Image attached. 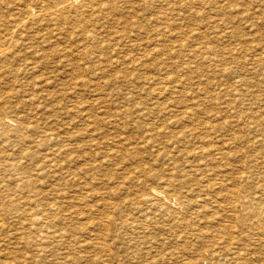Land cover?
<instances>
[{
	"label": "rangeland",
	"instance_id": "rangeland-1",
	"mask_svg": "<svg viewBox=\"0 0 264 264\" xmlns=\"http://www.w3.org/2000/svg\"><path fill=\"white\" fill-rule=\"evenodd\" d=\"M13 1L16 4H19L18 7L19 8L21 7V9H19V8L18 9L20 11H23V8L26 6V4L27 5H33V4H35V2L36 3H37V1L39 2V0H35L34 3H33V0H13ZM101 1L106 2V3L110 2V0H105V1L101 0ZM122 1H123V3H122ZM122 1L120 2V0H112L110 3H108L112 7H109L108 4L107 5L105 4V6L100 9L101 11L100 10L99 11L94 10L92 12L93 13L91 15L92 24L95 26V28H97V30H95V28L92 29L94 31L92 32L91 37L93 38L96 35L95 36L96 40H95V38H93L92 41H94V43H92L91 46L92 47L97 46V48H93L94 49L93 52L91 54H89V53L87 54L86 61L84 59L82 61L83 65H84V66L82 65V67H86L88 69H86V68L82 69V67L80 65V68H81V70L79 69L80 72L77 71L78 69H76V71L73 73H74V75L79 76V77H80V73H83V74H81V75H83L82 77L88 78L89 80L93 81V83L88 82L89 80L86 78L84 80L87 83L82 82L84 80L81 77L80 78L76 77L79 85H78V87L77 86L74 87V85H73L71 88L72 84H69L70 81H68L70 79V75H69L70 71H68V69H69V68H67L68 66L66 67L63 64V61H65L67 58H65V60H63L61 54H58V55L54 54L55 52H52V50H54L55 47L61 48L63 46L65 47V46H68L69 44H71V45H69L70 47L68 46V48L73 50V53L75 54L74 45L75 46H76V44L78 45L77 42L75 43L77 38L72 39L69 37H66V38L60 37V36H59V38L56 37L55 33H54L55 30L53 29L54 27L51 25V22L41 21L43 23L38 22V23H36L35 26L32 24L35 27V30L32 29L34 27L31 24L28 25L29 27L28 26L27 27L29 30L26 29L27 30L26 38L29 35L30 36L27 38L28 41H27V39L24 41L27 46L35 43L34 48L32 47L34 45L30 46V48H29L30 50L33 48L32 50H35V51H39V49L41 50L43 47V44H44V46H46L48 49L47 50L46 47L45 48L43 47V49L45 50L44 53L47 52L45 54L46 56H44L45 59L41 57L42 59L38 58V60H36L37 57L35 56V54L31 53V51H28V49H26V51H25V49L17 48V50L14 51L15 52L14 58H15V56H16V58H19V56H21L19 59L16 60V64H15L14 68H20L23 65V61L24 62L26 61L27 63H29V62L32 63V61L34 63L37 61L35 63L36 65L40 64V62L47 61V62H45V64L48 67V69H47V67L45 69L47 70L48 74L50 73L52 68H54L56 70L55 71L53 69L51 71V74H49V75L46 74L47 72L45 73V71H46L45 69L44 70L40 69V72H35V73L34 72L31 73L29 71L28 72L29 74L25 73V75H24V72L21 69H17L16 73L18 72L19 75L16 74L15 75L16 78H19L18 76L21 75V77L19 79L28 80V81H26V84L29 83V85L30 84L32 85V83L35 80L37 81L38 79L42 78V75L38 74V73H42L45 76L52 77L50 80L53 83L50 85V87L45 88L46 90L45 89L44 90L46 91V94L48 96H50L49 100H51L52 97H55V98H52V99H54L53 101L52 100L49 101L47 99H44L45 98L44 95L39 96V94L41 93L40 91H42L43 89L40 90V88H37V90H40V91H37L36 87H39V86H36L37 84H35V86H36L34 88L35 90L33 89V87L26 86L27 88H29V89L26 88V90H27L26 95L29 92H32V93L36 92L35 93L36 101L34 99V101L32 103H26L27 105L28 104H30V105H28V106L26 105L27 108L23 107L24 110L22 109V107H20L19 108L20 111H19V109L17 110L18 112L21 113V110H23L22 111L23 114L25 113L26 115L35 119L36 117L35 118L33 117L34 112H32V111H34L33 107L35 105L48 104V105H51L52 107H57L58 109H56V113L61 107L62 108L65 107L64 108L65 110L60 109V110H62V111H60V113L58 111V115L60 114L59 117L57 114H56L57 115L56 116L54 113L49 112L50 113L49 114L48 110H46V114L47 113L49 114V115L47 114L46 116L47 117L50 116L47 119L45 116V111L41 110L42 112H44V115L42 114V112H36V113H38L37 115H38V117H40V119L38 117L37 118H38V120H40L41 125L45 124V122L48 121V122H46V125H44L46 127H48L47 124L48 125L50 124L49 127H51V125H52V127L57 126V127L63 128L64 125L68 124L69 127L71 126L70 128H73V129H70L71 131H76V130H79L80 127H83L80 125L81 121L80 120L78 121V118L75 117L74 113H70V114L66 113L67 112L66 109L69 108L71 106V104H73V103L82 102L83 106L87 105L86 104L87 102L90 103V104L88 103V106L90 107L89 108L90 115H92V113H94L92 116H94L98 119L96 122H94L95 124L92 121H91V123L89 121V124H90L89 128H90V131H92V132H93L92 129H94V128H95L94 129L95 132H96V129H99V130H97L96 133L98 135L100 133L101 139H99L100 137H98L97 134L95 135V132H93V133L90 132L91 137H89V139L92 141H90L89 146L91 149L87 146V148L86 147L83 148V151L87 150L86 152L84 151V154L89 153L92 155L91 156L92 158L94 157L93 158L94 160L92 159V161L90 160L88 162H95L96 161V164H95V166H96L99 164V159H100V161L102 162L101 164L103 166H99V167L95 168L96 171L95 170L92 171L93 176L91 175V178H89V176L87 178V180L89 182L86 180V183H87L86 185H87V187L90 186V189L86 188V190L84 189V191H87V190L90 191L93 188L94 190L92 192L94 194V196H93L94 198L92 197L93 199L90 198L91 199L90 200L89 197H87L85 204L87 203V205H93V207L89 206V208L90 207L96 208L94 206L99 205L103 201L102 204L105 205V203H106L107 207L106 208L100 207L101 212L104 210H106V211L102 212V214H101V212L97 213V214L95 213L96 215H98V217L94 213H92V214L91 213H85V210H83V213L87 214L85 216H83V214L81 216L79 215V217L78 216L76 217V215L69 216L73 219L72 223H71V218H69L66 215V217H68L69 220L65 219V215L63 213L56 214L55 216H53V215L46 216L47 217L46 218L47 223L45 222V226L46 225L49 226V224H50V226H49L50 228L43 227V229L48 235H49V232H51V233L49 235L50 238H48L45 241H42L41 244L39 241L34 239L36 237L35 236L36 232L33 228H32L33 230H31V231H29L30 229H26L27 231L22 232L20 235H22L23 237H21L20 235H18V236L15 235L16 237L11 235L12 237H9V234H7V233L12 232V231L10 230L11 227H9L10 225L8 224V228L5 229L6 233H5V231H3L4 232V233H2L3 237L1 235L2 240L4 239L5 241H4V243L2 241L4 246H2L3 244L0 242V246H1L0 247V264H19L20 261H21L20 264H51V263L54 264V260L56 261L55 262L56 264H61V263L62 264H95V263L96 264H100V263L105 264V262H106V264H117V263L118 264L119 263L120 264H184V263L185 264H209V263L215 264V261L217 262V260H218V262L216 264H228V260H229V264H264V221H263V218H264V138H263L264 137V2L263 3L261 2L264 0H259V1L256 0V2H255V0H247V1L246 0H238L239 3L237 0H213V3L214 2L218 3V1H219V3L220 2L221 3L220 4L219 3L218 4H215V3L214 4H200V5L199 4H191V7H189L190 6L189 4H181V5L179 4L180 5V7H179L178 4L173 3L174 0H167L166 1L168 3L167 5H166L165 0H162V2H161V0H158V1L157 0H147V1L144 0V2H143V0H133V1L132 0H129V1L128 0H126V1L122 0ZM159 1H160V3H159ZM249 1L251 4L249 3ZM112 2H114V3L112 4ZM119 3L121 6L120 8L123 7L124 9L121 10L119 8V5H118ZM172 3L175 5L173 6ZM228 3H230V4H228ZM0 4H1L0 9L2 8L0 11L1 12L0 15H3V13L5 12L7 15L4 13L3 16L8 17L7 11L9 13H11V10L9 11L8 8L6 9V7L4 6L6 4L5 1L2 2V0H0ZM114 4L116 5V7H114L115 6ZM163 4H164V6H163ZM182 5H184V6H182ZM127 6H128V8H127ZM162 6H163V8H161ZM165 6L167 7V9L164 8ZM187 6L189 7V9ZM4 7H5V9H4ZM125 7H126V9H125ZM130 7H132V8H130ZM207 7H210V9L211 8L212 9L210 10ZM179 8H180V10H179ZM181 8L184 10H181ZM106 9H108V10H106ZM115 10L117 12H114ZM119 10H121L122 12ZM164 10H166V11H164ZM186 10L188 13L186 12ZM192 10H194V11H192ZM179 11H181L182 14H180L181 12H179ZM189 11L193 15L195 12H197V13H195V15L193 16L192 14H189ZM13 12H14V10H13ZM98 12H101V13L99 14ZM170 12H171V14H170ZM174 12H176L179 15H177ZM184 12H186L187 14ZM96 13H98V14H96ZM105 13L107 15H105ZM112 13H114V14H112ZM101 14H103V15H101ZM119 14H121V15L123 14V15L120 16ZM165 15H167V16H165ZM189 15H191V16H189ZM123 16H125L126 19H128L129 21L126 20ZM95 17L98 20L100 19V21L95 20ZM106 17H108L109 19ZM164 17H165V19H164ZM111 18H113V19H111ZM118 21H119V23L121 21H123V22H121L120 23L121 25H120L119 23H117ZM162 21H164V22H162ZM40 23L42 24L41 26H40ZM44 23H46V24H44ZM100 23H101V25H100ZM165 23H166V25H168V30H170L169 33L171 32V34L174 33L175 35L174 34H172L173 36L169 35L167 29L163 28V27H166V25H164ZM97 24L100 25V27ZM129 24L133 25V26H131V28H130ZM175 25L176 26L178 25V26L176 27ZM180 25H181V27H180ZM39 26H40V28H38ZM44 26H46V27H44ZM96 26H98L100 29H98V27H96ZM138 26H140V27H138ZM142 26L144 29L142 28ZM41 28H43V29H41ZM134 28H135V30L133 31ZM140 28H141V30H139ZM172 28L175 31L172 32L171 31ZM127 29L130 33L127 31ZM193 29L195 30V32H193L194 31ZM154 30H156L155 31L156 34H153ZM41 31L43 32L42 34H41ZM48 31L50 32V34H53V35H50ZM158 31H160V32L158 33ZM3 32L4 31L2 30V33ZM187 32H189V33L187 34ZM45 33H46V35H45ZM125 33H128V34H125ZM192 33H193V36H192ZM197 33H199L200 35H198ZM34 34H36V35H34ZM39 34H40V36H39ZM98 35H99V38H98ZM155 35H157V36H155ZM195 35L197 37H195ZM44 36H47V38ZM53 36H55V37H53ZM121 36H122V38H121ZM39 37L41 38V40L39 39ZM166 37H168V38H166ZM169 37H171V38L169 39ZM51 38H53V41L49 42L48 40L50 39V41H51ZM119 38L121 39V41H119L120 40ZM134 38L137 40H135ZM36 39H39V40H36ZM45 39H46V41H45ZM55 39L56 40L58 39L57 40L58 43ZM62 39L64 41H62ZM131 39H134V40H131ZM154 39H156V40H154ZM158 39H159V41H158ZM73 40H75V41H73ZM127 40L130 42L131 45L129 44V42H127L130 46L126 45L127 43H125V42ZM152 40L154 43L156 42L158 44L157 45H156V43L154 44L152 42ZM173 40H174V42H173ZM42 41H43V44L41 43ZM55 41H56L57 45L55 44ZM65 41L66 42L68 41L69 43L68 42L66 43ZM71 41H73L75 44ZM116 41H118V42H116ZM136 41H138L139 43ZM39 42H40V44H38ZM62 42H64L65 44ZM106 42L108 45L106 44ZM134 42H136V43L134 44ZM141 42H142V44H141ZM50 43L52 44V46H48ZM117 43H118V45H117ZM59 44H61V45L59 46ZM104 44H106V46ZM132 44H134L133 46L137 47L138 49L137 48L133 49ZM181 44H185L186 48L184 47L180 50L179 47ZM40 46H41V48H40ZM57 46H59V47H57ZM107 46H108V48H107ZM177 46H179V47H177ZM195 46L196 47H205V48L203 50L204 53L202 52V50H201V52L199 50H197L195 52V58H194V55H192V54L196 50ZM188 47H190V49H187ZM143 48H145V49H143ZM176 48H178L179 51L176 50ZM183 49H184V51H183ZM23 50H24L25 54L21 53L22 54L21 55L20 52H22ZM95 50H97V51H95ZM145 51H146V53H145ZM29 52H30V54H29ZM50 52H51V54H50ZM94 52L97 54L95 55ZM99 52H101V53H99ZM48 53H49V55H48ZM66 53H67L66 54L67 57L69 58L71 56V55H69V54H71V52L68 51ZM102 53H103V56H102ZM198 54H201V55L198 56ZM52 55L54 58L52 57ZM89 55H91L90 58H88ZM98 55L101 56V58ZM109 55L111 58H109ZM124 55L127 57H125ZM145 55H147V56H145ZM190 55H192V56H190ZM202 55L204 57H207V59L205 60V58H203ZM259 56L260 57L262 56V57L260 58ZM33 58H34V60H33ZM57 58L58 59L60 58L62 60H58ZM71 58H73V57H71ZM75 58L79 59V57H75ZM75 58H73L74 61L76 60ZM127 58H129V60L132 59L131 62H132L134 67L132 66L131 62ZM258 58H259V60H258ZM47 59H49V60H47ZM92 59L95 62L92 61ZM143 59L144 60L146 59V60L144 61ZM27 60H32V61L28 62ZM55 60H57V61H55ZM98 60L100 62H102L103 64L105 62V64H104L105 66L104 65L101 66L102 63H100ZM111 60H112V62H111ZM115 60H117V61H115ZM122 60H124V61L122 62ZM134 60L136 61V63ZM201 60L203 62H201ZM51 61H55L56 63L51 62ZM61 61H62V63H61ZM69 62L71 63V61H69ZM109 62L112 65L109 64ZM120 62L123 63L124 65L120 64ZM143 62H145V65H143L144 64ZM90 63H91V65H90ZM98 64L100 66H98ZM113 64L115 65L114 67H113ZM130 64H131L132 68L130 67ZM141 65H143L145 68ZM147 65H150V67ZM58 66H59V68H58ZM138 66L140 67V69ZM194 66H195V68H194ZM100 67L102 69L104 68V70H106L108 72L102 70ZM105 67L109 68V70ZM192 67L194 68V70ZM64 68H65V70H64ZM115 68H116V70H115ZM130 68L133 71H131ZM184 69H186L187 72ZM48 70H50V71H48ZM127 70H128V72H127ZM20 71H21V73H20ZM41 71H43V72H41ZM53 71L56 72L57 74H55ZM97 71H101L102 72L101 74L104 76L99 74L100 72H98V74H99L98 75ZM121 71L123 72L122 74H121ZM129 71H131V72H129ZM188 71L189 72L192 71V73L191 72L189 73ZM125 72H127L128 74ZM62 73L65 75L64 77H63ZM92 73L95 75L93 76ZM124 73H125L126 77H125V75L123 76ZM155 73L157 76L158 75L159 76L157 77L155 75ZM6 74H4L1 71L0 77L2 79L3 78L6 79L8 77V75H6ZM31 74H32V76H31ZM118 74H119V77L117 76ZM163 74H164V76H163ZM22 75H24V76H22ZM37 75H41L40 78ZM96 75H98V76H96ZM127 75H129V76H127ZM168 75H169V77H168ZM34 76L36 77L35 80H34V78H35ZM66 76H69V77H66ZM30 77L32 79L29 81ZM94 77H96V78H94ZM97 77H99V79ZM107 77H111L114 79H113V81H111V79H109ZM121 77H122V79H121ZM136 77H137V79L138 78H141V79H138V81H137L135 79ZM151 77H152V79L155 77V80L157 82L156 81L154 82V80H150ZM171 77H172V81L169 80V79H171ZM173 77L175 79L177 78V80H173L174 79ZM56 78H57L58 82L61 80V84H60V82L58 83L55 80ZM58 78H59V80H58ZM66 78H68V79H66ZM9 79H11V77ZM80 79H82V80H80ZM101 79L103 80L104 84L102 83ZM107 79H109V81ZM118 79L120 80V82H118L119 81ZM123 79H124V81H123ZM166 79H167L168 83L171 82L172 84L169 83V86H168ZM178 79H180V81ZM1 80H0V85H1L0 88L4 90L7 88V81H6L7 79L5 80L6 82L4 80H2V81ZM95 80H96V82L98 81V88H97V83L95 82ZM135 80H136V82H135ZM190 80H192V81H190ZM54 81L57 83H54ZM63 81L64 82L66 81L65 83H67V85L68 84L70 85L68 88L73 89V90L72 91L68 90L69 93H67V91H65V89H68V88H67V86H65L66 84ZM146 81H148V82L150 81V82L147 83ZM151 81H153V82H151ZM175 81H178L180 84L182 83L181 84L182 87L179 83H177ZM187 82H189V86H188V84H187V86H186V84L185 85L183 84V83H187ZM194 82H196V83H194ZM62 83H64V84H62ZM80 83H83V84H80ZM94 83H96V85ZM120 83L123 85H121ZM130 83H132V84H130ZM190 83H191V86L194 84L193 85L194 87L193 86L191 87ZM54 84H56V85H54ZM93 84L95 85V87L93 86ZM137 84H139V85L137 86ZM62 85L64 87V91H63ZM195 85L198 87V89ZM51 86H53V87H51ZM55 86L56 87L58 86L60 88V90H56L59 88L58 87L56 88ZM88 86L92 89L88 88ZM163 86L165 89L163 88ZM172 86L175 88H173ZM178 86H179V88H181L180 91L182 94L180 93V91L178 94V90H179ZM184 86L187 87V89ZM143 87H145L146 89ZM149 87H151V88H149ZM169 87H171V88H169ZM31 88H32V90H31ZM75 88L77 90H75ZM95 88L98 89V90L96 89V92H94L95 90H93ZM142 88H143V90H142ZM15 89H17V88H15ZM48 89L50 92L48 91ZM81 89H83V91H81ZM89 89L92 92H90ZM162 89H164V90H162ZM194 89H196V91L198 92V95H197L196 91H195L196 93L194 92ZM17 90H20V92H21L20 88ZM44 90H43L42 94L45 93ZM74 90H75V93L73 95ZM85 90H87V91H85ZM99 90H100V92H99ZM165 90H166V92H165ZM168 90L170 91L169 95H171L173 93L171 95L172 96L171 98L167 94V93H169ZM51 91L52 92L54 91V92L51 93ZM97 91L99 93H97ZM144 91H145V93H144ZM188 91H189V93H187ZM60 92H61L62 96H61ZM71 92H72V94H71ZM78 92L81 93V96L79 95ZM150 92H152V93L149 94ZM158 92L159 93L162 92V93H160V95H159ZM2 93H4V92L3 91L0 92V95ZM37 93H39V94H37ZM113 93H116V94H113ZM129 93H131V94H129ZM155 93H157L158 96L161 98H159ZM174 93H176V94H174ZM67 94L68 95L70 94L69 97ZM83 94H84V96H83ZM90 94H91V96H90ZM104 94H105V96H104ZM152 94H153V96H152ZM191 94H192V96H191ZM193 94H195V97L196 96H198V97L192 98V97H194ZM19 95L17 96L18 98L16 97V99L12 100L13 104L15 102H16V104L19 103V102H17L21 98V95H20V97H19ZM53 95H56V96H53ZM59 96H61V98ZM77 96H79V98ZM149 96L150 97L152 96L151 98H155V99L152 100ZM187 96H191V97H187ZM42 97H44V98L41 99ZM57 97H59V100L57 99ZM96 97L97 98L99 97V99L96 100L97 99ZM100 97L101 98L104 97L105 99H103V98L101 99ZM148 97H149V99H148ZM38 98H39V100H43V101H41V102L39 101V103H38L37 102ZM72 98H73V100H72ZM74 98H77V101ZM82 98L84 101H81ZM173 98H176V99L173 100ZM64 99H66V100L64 101ZM157 99H158V101H157ZM187 99L189 100L190 103H188ZM15 100H17V101H15ZM100 100L101 101L105 100V101L101 102ZM44 101L47 103H45ZM98 101H100L99 103H103V104L102 105L99 104ZM195 101H197V102H195ZM42 102H44V103H42ZM61 102H63V104ZM66 102H67L68 106L67 105L64 106V104ZM68 102H71V104L70 103L68 104ZM104 102H106V103L104 104ZM109 102H111L112 104ZM151 102H153V104ZM56 104H58V106ZM108 104H110V105H108ZM172 104L174 105L173 107H172ZM194 104H197V105H194ZM31 105H32V107H29ZM111 105H113V106H111ZM121 106H122V108H121ZM181 106H183V107H181ZM96 107L98 110L96 109ZM167 107H168V109H167ZM175 107L178 108V110ZM93 108H95V109H93ZM107 108H108V110H107ZM161 108H164V109H161ZM187 108H188V110L191 109L190 111H192V113H193V115H191V118H190L191 121H188L189 118L183 117V114H184L183 111H185V109L187 110ZM91 109L94 111H92ZM117 109L118 110L120 109L119 110L120 112ZM121 109L122 110L124 109V111H122ZM126 109H130V110L133 109V110L128 111ZM25 110H26V112H25ZM29 111H30V113L32 112V115L29 114ZM114 111H115V113H114ZM134 111H136V112H134ZM140 111L141 112L143 111V112L141 113ZM159 111H161V112H159ZM190 111H188V112H190ZM194 111L195 112L197 111V112L195 113ZM63 112L66 114L64 115ZM108 112H110V114ZM40 113H41V115H39ZM104 113L107 115H105ZM160 113H161V115H160ZM53 114L58 119H56ZM123 114L124 115L127 114L126 115L127 117L124 116ZM163 114H167V115H163ZM180 114H182V115H180ZM99 115L102 118H100ZM28 116H26V121L28 120L27 122H30L31 121L30 119H32V118H30V117L27 118ZM42 116H43V118H42ZM140 116H142V117H140ZM53 117L56 120H54ZM62 117H63V119L61 120ZM71 117H74L75 121L71 120ZM107 117L109 119H107ZM112 117H113V119H112ZM49 119L56 121V122L51 124V122H53V121H50ZM68 119H69V121H68ZM186 119H188V120H186ZM70 120L74 121V122H70ZM112 120H114L113 121L114 125L112 123ZM58 121H60V122H58ZM61 121H63V122H61ZM117 121H119V122H117ZM57 122H58V124H57ZM109 122L112 123V126H111V123H109ZM55 124H57V125H55ZM109 124H110V126H109ZM116 125H117V127H116ZM76 126H78V127H76ZM90 126H92V127H90ZM166 127H169V128H166ZM165 128H166V130H164ZM168 130L169 131L171 130L170 133ZM71 131H69V132H71ZM79 131H81V130H79ZM163 131H165L167 133H165V132L163 133ZM102 132L104 134H102ZM156 133L157 134L159 133L160 135L159 134L157 135ZM94 139L95 140L99 139L98 141H100V142L94 141V143H93ZM96 143H98V144H96ZM113 143H114V146L112 145ZM26 144L28 145V147L31 146V144L28 143V141H26ZM92 144L93 145L95 144L96 147L92 146ZM27 145H26V147H27ZM115 145H116V148H118V149H114ZM200 145L201 146L203 145V148ZM105 146H107L108 148L110 147V148L108 149ZM43 147H44V145L40 146V148L38 147L37 150L40 149L39 152H42L41 150L44 149ZM31 149L34 150L35 148L32 147ZM89 149L91 151L92 150L93 151L91 152ZM94 149H95V151H94ZM101 149H103L102 153H101ZM108 151H110V152H108ZM197 151H200V153ZM93 154L95 156H93ZM104 155H105V157H104ZM101 156H103V157H101ZM116 156H118V157L116 158ZM38 157H39V155H38ZM111 157H113V159ZM34 158L36 159V157H34ZM35 159H32V161H34ZM108 159H109V161H108ZM110 159L113 161L111 162ZM32 161H31V164H34L36 162V160H35V162H32ZM107 161L110 164H108ZM97 162H98V164H97ZM75 165L78 166V164H75ZM107 165H109V166H107ZM102 167H103V171L101 170ZM97 175H99V176H97ZM94 177H95V179H94ZM45 179L47 181L50 178H48V179L45 178ZM102 180H104V181L102 182ZM98 181H99V183H98ZM181 181L183 182L182 184H181ZM92 182L94 184L91 185ZM49 183H50V180H48V183H45V185H47ZM72 184L76 185V182H73ZM96 184L99 185L100 187L102 185V189L99 186H97ZM179 184L182 185L183 187L181 186L179 188V186H180ZM93 185L96 186L97 189ZM175 185H176V187H175ZM260 185L261 186L263 185L262 186L263 188ZM250 186H252L254 188H252ZM248 187H250L251 191H249ZM150 189H156L158 191H161L165 195H167V194L169 195L168 192H171L170 190H172V189L176 190L175 195L174 196L172 195V197L173 198L177 197L175 199V201L177 203L181 204L178 207L177 213H175V215H174L173 213L165 212L160 217H158V216L155 217L154 214H157V212H155L157 209V206H147L144 204H140V203H142L140 198H142L143 195H145V193H147ZM182 189L183 190L188 189L187 190L188 192L185 191L186 192V194H185V192H183ZM95 190L97 191L96 192L97 194L95 193ZM103 190H104V192L107 190L109 199L104 198L105 200L104 199L99 200L100 195L98 193L100 192V194L103 195V193H104V192H102ZM179 190H180V192H177ZM114 191H115V193H114ZM86 193L89 194L90 192L89 193L86 192ZM107 193L105 192V194H106V195L104 194L105 197L107 196ZM183 193L185 195H182ZM231 193L234 194L233 195L234 199H233V202L231 203L232 206H229L228 202H227V204L225 203L227 201L226 195L231 194ZM188 195H190V196H188ZM246 196L250 199V201H248L249 199ZM46 197H48V195ZM239 197L242 199V201ZM237 198H239V199H237ZM251 199H253V200L251 201ZM107 200L109 202H107ZM96 201H98V203ZM75 202H76V204H74ZM75 202H73L72 204H74V205L78 204V207H80V208H81V206H83L82 203H79L78 201H75ZM237 203H239L241 207L239 206V204L237 205ZM250 203H252V204H250ZM102 204H100V205H102ZM233 204H235V205H233ZM235 206H236V208H235ZM244 206H245V208H244ZM247 207H252V208L249 209ZM82 208L87 209V207H85V208L82 207ZM151 208H153V209H151ZM154 208H155V210H154ZM246 208L249 209V210H247L248 212L243 211L244 209L246 210ZM184 210L189 211V214H187L188 212H185ZM253 210H255L254 214L256 216L253 214ZM258 210L261 212L262 215L256 214V213H260ZM111 211H114V212H112L114 215L111 213ZM124 211L126 214L124 213ZM240 211H241V213H240ZM107 212L109 214L111 213L112 215L110 214L111 216H109V214ZM118 212L121 216L117 215ZM105 214H107L108 216ZM124 214L127 216H125ZM235 214L237 216L239 215L238 217H240L241 219L243 216L245 217V218L243 217L244 219H242L243 223L241 222L242 226L245 225V226H243V228L239 223L235 224V222H232L230 220L231 216H236ZM103 215H105V216H103ZM188 215L190 217H188ZM229 215H230V217H228ZM122 216L124 217L123 219L121 218ZM144 216H147V218H145ZM180 216H182L181 219L187 218V219L191 220V227L189 230H191V233H193V234H188V236H185V235L180 236V233H178V232L181 230H175L173 227L172 228L169 227V226H171V222H166L167 219L170 220V217L173 220L175 217L180 219ZM53 217L56 219H54ZM73 217L78 218L77 224H76V219H74ZM90 217L92 218V220H94V222L91 220ZM101 217H102V220L104 219L105 221L100 220ZM110 217H112L111 221H110V219H111ZM113 217H116L117 219H115ZM52 218L54 221L52 220ZM59 218H61L62 221L59 220ZM155 218H157L160 222L158 221V223H157L156 221H154ZM248 218H249V220H248ZM114 219H115V221H114ZM157 219H155V220H157ZM172 219L170 221H172ZM122 220H123V222H121ZM243 220H245V221H243ZM56 221H58V222H56ZM98 221L101 222L102 224L104 223L105 225L104 224L102 225ZM128 221H129V223H128ZM246 221H250L251 223H249V222L246 223ZM62 222H64V223H62ZM92 222L94 224H92ZM116 222H119V223H116ZM215 222H216V224H215ZM15 223L14 222L12 223L13 229H14V227H16V228L19 227V224L18 223L15 224ZM57 223L58 224L60 223V225H57ZM74 223L77 225L76 227H75ZM90 223L92 224V226L89 225ZM112 223H114V224H112ZM131 223L132 224L134 223V224L131 225ZM147 224H149V225H147ZM251 224L253 225V227ZM52 225H53V227H52ZM125 225H126V228H124ZM127 225L129 228L127 227ZM137 225H139V226H137ZM231 225H233V229L231 228L229 230L228 229L225 230L226 227L231 226ZM57 226H60V229L62 231L60 229H59V232H58V230L56 231V229H58ZM61 226H63V227L65 226V227L62 228ZM86 226L89 228H87ZM95 226H99V227H97V229H95L96 228ZM140 226H142V227H140ZM164 226H166V227H164ZM167 226H168V228H167ZM68 227H70V228H68ZM235 227L237 229L239 227L240 228L237 231ZM52 228H53V230H49ZM72 228H74V229H72ZM81 228H83V229H81ZM103 228L106 230L104 231ZM63 229L66 230V232L64 234H63V232L65 230H63ZM75 229H77V230H75ZM89 229H90V231H89ZM91 229H94L95 231H92ZM244 229L245 230L247 229L248 231H244ZM253 229H255V230H253ZM71 230H72V232H71ZM227 230L230 232H228ZM258 230H260V231H258ZM28 231L30 232V234ZM74 231H76V232H74ZM86 231L87 232L89 231L90 233L88 232L89 234H87ZM102 231H104V232H102ZM217 231L219 232L220 235L222 234V236H220ZM226 231H227V233H226ZM55 232H56V234H55ZM68 232H69V234L67 236L66 233H68ZM202 232H204V233L200 235V233H202ZM223 232H225L226 234L229 233L227 235V237L225 236L226 234ZM231 232H233L238 237H236L233 233L231 234ZM251 232H253V233H251ZM261 232H262V234H261ZM73 233H74V236L71 235ZM77 233H78V235H77ZM175 233H177V234H175ZM208 233H209V235L211 234L210 235L211 238L208 236ZM214 233H216V234H214ZM244 233H246L245 235L247 237L244 235ZM57 234L59 235V237ZM104 234H105V236H104ZM223 234H225V235H223ZM251 234H252V236H251ZM81 235L83 236L82 238L80 237ZM93 235H94V237H93ZM86 236L89 237L88 241L85 240V239H88ZM190 236H191V238L189 239ZM228 236H230V237H228ZM258 236H260V237H258ZM30 237H32L33 240ZM67 237H71V239L69 240ZM100 237H101V239H100ZM102 237H104V239L106 238V241L103 240ZM182 237H183V239H182ZM196 237H198V239ZM214 237L216 239H214ZM221 237H223V238H221ZM255 237H257V238H255ZM13 238H16L17 242H16V239H14L15 240L14 241ZM77 238H79L80 240ZM94 238H96V239L94 240ZM98 238H99V240H98ZM184 238L188 239V240H185ZM220 238H221V240H220ZM228 238H229V241L231 243H234V241H235V243H237V245L235 244L236 249L234 248V251L238 254H234L232 256V254H227L225 252L226 251L225 245L226 244L229 245ZM240 238H242V239H240ZM28 239H30L29 241L32 240L30 242V245H28V243H27V242H29V241H27ZM91 239H93V240H91ZM212 239H213V242H212ZM218 239H219V241H218ZM48 240H49V243H48ZM241 240H242V242H241ZM0 241H1V238H0ZM18 241H21L22 243H20ZM36 241H37V243H36ZM100 241H101V243H99ZM161 241H163V242H161ZM224 241L227 243H225ZM13 242H14V244H13ZM15 242H16V244L18 243L19 245L18 244L16 245ZM56 242L57 243L59 242V243L57 244ZM76 242H78V243H76ZM81 242H83V243H81ZM91 242H93V243H91ZM157 242H160V243L158 244ZM184 242H185V244H184ZM187 242H189V243L187 244ZM210 242H212V243H210ZM238 242H241V243H238ZM42 243L46 248H43ZM33 244H35V245H33ZM46 244H48V246H46ZM82 244L83 245L87 244V245L83 246ZM6 245H7V247H6ZM10 245H13L14 247L16 245V247L13 248V246H10ZM57 245H59V246H57ZM63 245L66 246L67 248L64 247ZM69 245H70V247H69ZM79 245L80 246L82 245V246L80 247ZM90 245H94V246L90 247ZM222 245L224 246L225 250L223 249ZM228 245H226V246H228ZM103 246H105L106 248ZM216 246H218V247H216ZM36 247L39 249H37ZM47 247H49V248H47ZM220 247L222 250L220 249ZM8 248H10L11 250ZM96 248H99L100 251ZM212 248H213V250L211 251ZM15 249H17V250H15ZM30 249H31V252H30ZM35 249L37 250V252ZM44 249L46 250V252L44 251ZM7 250H8V252H7ZM33 250H34V252H33ZM215 250L217 251L216 253L214 252ZM13 251L15 254L13 253ZM17 251L21 252V253L19 252L20 255L16 254V253H18ZM23 251L26 253V255H24L25 253ZM65 251L67 252L66 254H65ZM221 251H223V253ZM44 252L47 253L49 257L46 254H43ZM251 252H252V254H251ZM68 253H69V256L67 257ZM7 254L8 255L13 254V256L12 255L7 256ZM62 254L64 256H62ZM208 254H211L212 256L211 255L208 256ZM17 255H18V257L21 256V258H18ZM52 255H53V257H52ZM36 256H39V257H36ZM14 257L17 258L18 260H16ZM23 257H25V258H23ZM58 257H60V258H58ZM78 257H82V258H78ZM209 258H210V260H209ZM8 259H10V260L12 259V260L10 261ZM64 259H67V260H64ZM73 259H75V261H73ZM222 259H224L226 261H224ZM245 259H247V260H245ZM7 260L10 262L8 263ZM58 260H59V262H58ZM70 260L73 262H71ZM230 260H231V262H230ZM22 261H23V263H22ZM219 261H221V262H219Z\"/></svg>",
	"mask_w": 264,
	"mask_h": 264
},
{
	"label": "bare ground",
	"instance_id": "bare-ground-1",
	"mask_svg": "<svg viewBox=\"0 0 264 264\" xmlns=\"http://www.w3.org/2000/svg\"><path fill=\"white\" fill-rule=\"evenodd\" d=\"M3 1H5V7H6V9L8 8V10L10 11L11 10V13H9L8 11H7V13H8V17L6 16H3L4 15V13H3V15H0V72L2 71L4 74H6V75H8V77L10 78L11 77V79H9L8 77L5 79V78H1L2 80H6L7 81V88L6 89H1L0 88V92H4V93H2L1 95H0V238H1V243H2V241H3V243H4V239L2 240V237H3V234L2 233H4L3 231H5V229L6 228H8V224L10 225L9 227H11V231L12 232H8L7 234H9V237H12L11 235H13L14 237H16L15 235H20L22 232H25V231H27L26 229H30L29 231H31V230H35V232H36V234H35V238L34 239H36L37 241H39L40 242V244H41V242L42 241H45V240H47L48 238H50V233L51 232H49V235L44 231V229H43V227H46V228H50L49 226H50V224H49V226L48 225H46L45 226V222H46V216H49V215H53V216H55L56 214H60V213H63L64 215H65V219H68L69 220V218H71V217H69V216H74V215H76V217L78 216L79 217V215L81 216L82 214H83V216H85V215H87V214H84L83 213V210H85V213H100L101 212V210H100V207H107V204L105 203V205L104 204H102V202L100 203V204H102V205H96V206H94V207H96V208H92L93 207V205H87V203L85 204V201H86V199H87V197H89V199L90 198H92L93 196H94V194H93V188L90 190V191H84V189L86 190V188H88V189H90V186L89 187H87V183H86V180H87V178H88V176H89V178H91V175L93 176V174H92V171L93 170H95L96 171V169L95 168H97V167H99V166H103L101 163V161H100V159H99V164H98V162H97V164L98 165H96L95 166V164H96V161L95 162H88V161H92V159L94 158H92L91 156V154H89V153H86V154H84V151H83V148L84 147H86L87 148V146L90 148V146H89V144H90V141H92V140H90L89 139V137H91L90 136V132H92V131H90V128H89V121H90V123H91V121L94 123V122H96L97 121V119L98 118H96V117H94V116H92L94 113H92V115H90V111H89V106H88V103L89 102H87L86 104L87 105H85V106H83L82 105V102H78V103H73V104H71V102H68V104L70 103L71 104V106L69 107V108H67L66 109V113H74L75 114V117L76 118H78V121L80 120L81 121V126H83V127H80V129L79 130H81V131H79V130H76V131H71L70 129H73V128H70L69 127V125L67 124V125H64V127L63 128H60V127H57V126H54V127H52V125H51V127H49V125L47 124V126L48 127H46V126H44V125H46V122H48V121H44L45 122V124H42L41 125V123H40V120H38V118L40 119V117H38V113H36V112H42L41 110H43V111H45V116L50 112V113H54L55 115L57 114L58 115V111H59V113H60V111H62L64 108H60V109H62V110H58L57 111V113H56V109H58L57 107H52L51 105H48V104H38V105H35L33 108V110L34 111H32V112H34V115H33V117L35 118V119H33L32 117H30V116H28V115H26L25 113L23 114V107H26V103H32L33 101H34V99H35V93H32V92H29V93H27V95H26V86H28V87H33V89L36 87V86H39V87H36V90H37V88H40V90H44L45 88H48V87H50V85L53 83L50 79L52 78V77H49V76H45V75H43L42 73H38V74H41L42 75V78H40V76L41 75H37L40 79H38L37 81L35 80L36 79V77L34 78V84L32 83V85L30 86L29 85V83H27L26 84V81H28V80H23V79H19L20 77H21V75L20 76H18L19 78H16V74L17 75H19L18 74V72L16 73V71H17V69H21L23 72H24V75H25V73H28L29 71L31 72V73H35V72H40V69H45L47 66H46V64H45V62H47V61H45V62H40V64H35L36 62H34L33 63V61L32 60H27L28 62L29 61H32V63H27L26 61L24 62L23 61V65L20 67V68H14V66H15V64H16V60L17 59H19L21 56H19V58H16V56H15V58H14V51H16L17 50V48H22V49H25V51H26V49H28V51H31V53H34L35 54V56L37 57L36 58V60H38V58H40V59H42V58H44V56H46L45 54L47 53H44V49H43V47L45 48L46 46H44V44H43V41L41 42L42 44H43V47H42V49L40 50L39 49V51H35V50H32L34 47H35V43L34 44H30V45H26V43L24 42L27 38H26V32H27V30L26 29H28V25H36V23H38V22H41V21H48V22H51V25L54 27L53 29L55 30V36L56 37H58L59 38V36L60 37H64V38H66V37H69V38H77V40L75 41V40H73V41H75V43L77 42L78 43V45L76 44V46L74 45V50H75V54L73 53V50H71V49H69L68 48V46L69 45H71V44H69L68 46H63V47H61V48H56L55 47V49L54 50H52V52H55L54 54H61L62 55V58H63V60H65V58H67L65 61H63V64H64V66H68L67 68H69L68 69V71H70V79L68 80V81H70V83L69 84H72L71 85V88H72V86L74 85V87H78V82H77V78L76 77H79V76H76V75H74V73L73 72H75L76 71V69H78L77 71H79V69L81 70V68H80V65H81V67H82V65H83V59L86 61V57H87V54L89 53V54H91L92 52H93V48H97V46L95 47H92L91 46V44L92 43H94V41H92L93 40V38H95V36L92 38L91 36H92V32L94 31V30H92L93 28H95V26L92 24V17H91V15L93 14L92 12L94 11V10H96V11H99L102 7H104L105 6V4L107 5L108 3H110L112 0H110V2H108V3H106V2H103V1H101V0H39V2L37 1V3L35 2V4H33V5H27L26 4V6L23 8V11H20L19 9H21V7L19 8L18 7V5L19 4H16L13 0H2V2ZM34 1L35 0H33V3H34ZM105 1V0H104ZM122 0H120V2H121ZM126 1V0H125ZM124 1V2H125ZM129 1V0H128ZM133 1V0H132ZM147 1V0H146ZM145 1V2H146ZM158 1V0H157ZM167 0H165V2H166ZM175 1V2H174ZM173 1V3H175V4H189L190 6L189 7H191V4H218L219 3V1H218V3L217 2H214L213 3V0H174ZM238 1V0H237ZM247 1V0H246ZM257 1H259V0H257ZM116 2V1H115ZM136 2V1H135ZM143 2H144V0H143ZM161 2H162V0H161ZM164 2V1H163ZM170 2V1H169ZM252 2V1H251ZM255 2H256V0H255ZM262 3L264 2V1H261ZM260 2V3H261ZM19 3V2H18ZM114 2H112V4H113ZM117 3V2H116ZM122 3H123V1H122ZM147 3V2H146ZM159 3H160V1H159ZM172 3V4H173ZM221 3V2H220ZM219 3V4H220ZM238 3H239V1H238ZM249 3H250V1H249ZM127 4V3H126ZM129 4V3H128ZM135 4V3H134ZM148 4V3H147ZM168 3L166 2V5H167ZM171 4V5H172ZM175 4H173V6L175 5ZM228 4H230V3H228ZM251 4V3H250ZM258 4V3H257ZM21 5V4H20ZM109 5V4H108ZM115 5V4H114ZM113 5V6H114ZM119 5V8L121 7L120 6V3L118 4ZM123 5V4H122ZM170 5V6H171ZM180 5H179V7H180ZM0 6H1V4H0ZM125 6V5H124ZM159 6V5H158ZM163 6H164V4H163ZM163 6L161 7V8H163ZM177 6V5H176ZM175 6V7H176ZM182 6H184V5H182ZM5 7H4V9H5ZM109 7H112V6H110L109 5ZM114 7H116V5L114 6ZM188 7V6H187ZM189 7H188V9H189ZM19 8V9H18ZM118 8V9H119ZM127 8H128V6H127ZM130 8H132V7H130ZM164 8H166L167 9V7L165 6ZM185 8V7H184ZM206 8V7H205ZM208 9H210V7H207ZM2 9V8H1ZM1 9H0V11H1ZM109 9V8H108ZM108 9H106V10H108ZM115 9V8H114ZM117 9V10H118ZM121 10L122 9H124L123 7L122 8H120ZM125 9H126V7H125ZM170 9V8H169ZM178 9V8H177ZM187 9V8H186ZM212 9V8H211ZM210 9V10H211ZM13 10H14V12H13ZM110 10V9H109ZM121 10H119V11H121ZM179 10H180V8H179ZM181 10H184V9H182L181 8ZM6 11V10H5ZM101 11V10H100ZM164 11H166V10H164ZM171 11V10H170ZM192 11H194V10H192ZM191 11V12H192ZM106 12V11H105ZM114 12H117L116 10L114 11ZM122 12V11H121ZM168 12V11H167ZM178 12V11H177ZM179 12H181V11H179ZM186 12H187V10H186ZM186 12H184V13H186ZM1 13V12H0ZM99 14L101 13V12H98ZM98 13H96V14H98ZM111 13V12H110ZM174 13H176V12H174ZM183 13V14H184ZM188 13V12H187ZM186 13V14H187ZM195 13H197V12H195ZM195 13H194V15H195ZM6 14V13H5ZM109 14V13H108ZM112 14H114V13H112ZM118 14V13H117ZM127 14V13H126ZM166 14V13H165ZM170 14H171V12H170ZM173 14V13H172ZM177 14V13H176ZM175 14V15H176ZM180 14H182V12L180 13ZM189 14H192V13H190V11H189ZM7 15V14H6ZM101 15H103V14H101ZM105 15H107L106 13H105ZM110 15V14H109ZM120 16H122L121 14H119ZM169 15V14H168ZM177 15H179V14H177ZM193 15V14H192ZM193 15V16H194ZM116 16V15H115ZM137 16V15H136ZM165 16H167V15H165ZM189 16H191V15H189ZM125 19H126V17L125 16H123ZM169 17V16H168ZM106 18H108V17H106ZM117 18V17H116ZM123 18V19H124ZM161 18V17H160ZM163 18V17H162ZM94 19V18H93ZM109 19V18H108ZM111 19H113V18H111ZM115 19V18H114ZM164 19H165V17H164ZM95 20H98V19H96V17H95ZM116 20V19H115ZM126 20H128V19H126ZM125 20V21H126ZM161 20V19H160ZM98 21H100V19L98 20ZM129 21V20H128ZM121 22H123V21H121ZM120 22V23H121ZM162 22H164V21H162ZM35 23V24H34ZM41 23H43V22H41ZM40 23V26L42 25ZM97 23V22H96ZM117 23H119V21L117 22ZM119 23V24H120ZM159 23V22H158ZM44 24H46V23H44ZM99 24V23H98ZM97 24V25H98ZM118 24V25H119ZM131 24V23H130ZM129 24V25H130ZM170 24V23H169ZM180 24V23H179ZM32 25V26H33ZM100 25H101V23H100ZM100 25H98L99 27H100ZM121 25V24H120ZM140 25V24H139ZM143 25V24H142ZM164 25H166V23L164 24ZM28 26V27H27ZM33 26V27H34ZM40 26L38 27V28H40ZM50 26V25H49ZM94 26V27H93ZM98 26H96V27H98ZM131 26H133V25H130V28H131ZM136 26V25H135ZM176 26V25H175ZM178 26V25H177ZM176 26V27H177ZM27 27V28H26ZM44 27H46V26H44ZM98 27V29H100ZM138 27H140V26H138ZM180 27H181V25H180ZM179 27V28H180ZM48 28V27H47ZM50 28V27H49ZM142 28H143V26H142ZM163 28H166L167 29V31H168V33H169V31L170 30H168V25H166V27H163ZM175 28V27H174ZM32 29H34L35 30V27L34 28H32ZM41 29H43V28H41ZM40 29V30H41ZM137 29V28H136ZM144 29V28H143ZM170 29V28H169ZM173 29V28H172ZM171 29V31L173 32V31H175L174 29L172 30ZM195 29V28H194ZM193 29V30H194ZM2 30L4 31L3 33H2ZM29 30V29H28ZM51 30V29H50ZM95 30H97V28H95ZM135 30V28L133 29V31ZM139 30H141V28L139 29ZM153 30V29H152ZM158 30V29H157ZM161 30V29H160ZM163 30V29H162ZM32 31V30H31ZM39 31V30H38ZM37 31V32H38ZM43 31V30H42ZM41 31V34L43 33ZM99 31V30H98ZM125 31V30H124ZM127 31H128V29H127ZM155 31L156 30H154L153 32V34H156L155 33ZM164 31V30H163ZM166 31V32H167ZM49 32V31H48ZM97 32V31H96ZM102 32V31H101ZM116 32V31H115ZM126 32V31H125ZM129 32V31H128ZM160 31H158V33H159ZM193 32H195V30L193 31ZM197 32V31H196ZM200 32V31H199ZM34 33V32H33ZM122 33V32H121ZM130 33V32H129ZM162 33V32H161ZM167 33V34H168ZM189 32H187V34H188ZM30 34V33H29ZM37 34V33H36ZM36 34H34V35H36ZM49 34H50V32H49ZM116 34V33H115ZM114 34V35H115ZM125 34H128V33H125ZM132 34V33H131ZM130 34V35H131ZM172 34H174V33H172ZM171 34V32L169 33V35H172ZM195 34V33H194ZM198 35H200L199 33H197ZM196 34V35H197ZM45 35H46V33H45ZM48 35V34H47ZM50 35H53V34H50ZM100 35V34H99ZM99 35H98V38H99ZM121 35V34H120ZM166 35V34H165ZM175 35V34H174ZM195 35V37H197ZM39 36H40V34H39ZM55 36H53V37H55ZM117 36V35H116ZM155 36H157V35H155ZM154 36V37H155ZM159 36V35H158ZM173 36V35H172ZM171 36V37H172ZM192 36H193V33H192ZM191 36V37H192ZM35 37V36H34ZM44 37H46L47 38V36H44ZM49 37V36H48ZM118 37V36H117ZM120 37V36H119ZM124 37V36H123ZM161 37V36H160ZM171 37H169V39L171 38ZM37 38V37H36ZM50 38V37H49ZM92 38V39H91ZM121 38H122V36H121ZM166 38H168V37H166ZM30 39V38H29ZM39 39L41 40V38L39 37ZM39 39H36V40H39ZM43 39V38H42ZM71 39V40H72ZM110 39V38H109ZM112 39V38H111ZM120 39V38H119ZM135 39V38H134ZM134 39H131V40H134ZM56 40V39H55ZM58 40V39H57ZM56 40V41H57ZM95 40H96V38H95ZM135 40H137V39H135ZM154 40H156V39H154ZM27 41H28V39H27ZM30 41V40H29ZM45 41H46V39H45ZM49 42H52L53 41V38H51V41H50V39L48 40ZM56 41H55V44H56ZM62 41H64L63 39H62ZM73 41H71V42H73ZM109 41V40H108ZM119 41H121V39L119 40ZM158 41H159V39H158ZM161 41V40H160ZM191 41V40H190ZM48 42V43H49ZM66 42V41H65ZM68 42V41H67ZM66 42V43H67ZM96 42V41H95ZM116 42H118V41H116ZM125 42V41H124ZM127 42H129L128 40L125 42V43H127ZM136 42H138V41H136ZM136 42H134V44L136 43ZM147 42V41H146ZM151 42V41H150ZM152 42H153V40H152ZM173 42H174V40H173ZM192 42V41H191ZM47 43V44H48ZM57 43H58V41H57ZM62 43H64V42H62ZM69 43V42H68ZM74 43V42H73ZM74 43V44H75ZM110 43V42H109ZM139 43V42H138ZM154 43V42H153ZM152 43V44H153ZM156 43V42H155ZM154 43V44H155ZM38 44H40V42L38 43ZM37 44V45H38ZM54 44V43H53ZM65 44V43H64ZM63 44V45H64ZM106 44H107V42H106ZM106 44H104L105 46H106ZM124 44V43H123ZM129 44H130V42H129ZM128 43L126 44V45H129ZM134 44H132V46L134 45ZM141 44H142V42H141ZM158 43H156V45H157ZM191 44V43H190ZM32 45H34V46H32ZM57 45V44H56ZM55 45V46H56ZM61 44H59V46H60ZM73 45V44H72ZM108 45V44H107ZM117 45H118V43H117ZM122 45V44H121ZM131 45V44H130ZM129 45V46H130ZM30 46H32L31 48V50L29 49L30 48ZM48 46H52V44L50 43ZM54 46V45H53ZM59 46H57V47H59ZM103 46V45H102ZM110 46V45H109ZM131 46V47H132ZM70 47V46H69ZM80 47V48H79ZM140 47V46H139ZM142 47V46H141ZM177 47H179V46H177ZM185 47V44H181L180 45V47H179V49L181 50L182 48H184ZM196 47V46H195ZM40 48H41V46H40ZM49 48V47H48ZM73 48V47H72ZM76 48V49H75ZM79 48V49H78ZM101 48V47H100ZM104 48V47H103ZM107 48H108V46H107ZM112 48V47H111ZM116 48V47H115ZM134 48H137V47H135V46H133V49ZM186 48V47H185ZM192 48V47H191ZM194 48V47H193ZM204 48L205 47H196V50L193 52V54L192 55H194V58H195V52L197 51V50H199L200 52H201V50H202V52H203V50H204ZM37 49V48H36ZM46 49H47V47H46ZM53 49V48H52ZM106 49V48H105ZM138 49V48H137ZM141 49V48H140ZM143 49H145V48H143ZM187 49H190V47H188ZM263 49V48H262ZM48 50V49H47ZM115 50V49H114ZM136 50V49H135ZM176 50H178V48H176ZM20 51V50H19ZM68 51H70L71 52V54H69V55H71L69 58L67 57V53L66 52H68ZM95 51H97V50H95ZM179 51V50H178ZM183 51H184V49H183ZM182 51V52H183ZM114 52V51H113ZM119 52V51H118ZM254 52V51H253ZM13 53V54H12ZM21 53H24V50L22 51V52H20V54ZM74 55H73V54ZM95 53V52H94ZM99 53H101V52H99ZM98 53V54H99ZM145 53H146V51H145ZM204 53V52H203ZM25 54V53H24ZM29 54H30V52H29ZM50 54H51V52H50ZM97 53H95V55H96ZM202 54V53H201ZM201 54H198V56L199 55H201ZM17 55V54H16ZM22 55V54H21ZM48 55H49V53H48ZM60 55V56H61ZM94 55V54H93ZM101 55V54H100ZM118 55V54H117ZM148 55V54H147ZM147 55H145V56H147ZM152 55V54H151ZM192 55H190V56H192ZM197 55V54H196ZM205 55V54H204ZM262 55V54H261ZM17 56V57H18ZM34 56V55H33ZM32 56V57H33ZM90 56L91 55H89V57L88 58H90ZM99 56V55H98ZM102 56H103V53H102ZM125 56V55H124ZM203 56V55H202ZM201 56V57H202ZM263 56V55H262ZM261 56V57H262ZM26 57V56H25ZM42 57V58H41ZM48 57V56H47ZM52 57H53V55H52ZM59 57V56H58ZM71 57H73V58H75V57H79V59L77 60L76 58V60L74 61L73 60V58H71ZM100 58H101V56H99ZM125 57H127V56H125ZM142 57V56H141ZM258 57V56H257ZM260 57V56H259ZM260 57V58H261ZM24 58V57H23ZM28 58V57H27ZM54 58V57H53ZM52 58V59H53ZM56 58V57H55ZM94 58V57H93ZM109 58H111L110 57V55H109ZM132 58V57H131ZM139 58V57H138ZM203 58H205V60L207 59V57H204L203 56ZM31 59V58H30ZM45 59V58H44ZM58 59V58H57ZM103 59V58H102ZM105 59V58H104ZM118 59V58H117ZM128 60H129V58H127ZM257 59V58H256ZM26 60V59H25ZM33 60H34V58H33ZM47 60H49V59H47ZM58 60H62V59H58ZM88 60V59H87ZM100 60V59H99ZM98 60V61H99ZM106 60V59H105ZM104 60V61H105ZM109 60V59H108ZM114 60V59H113ZM141 60V59H140ZM144 60V59H143ZM146 60V59H145ZM144 60V61H145ZM258 60H259V58H258ZM42 61V60H41ZM55 61H57V60H55ZM55 61H51V62H55ZM69 61H71V63L69 62ZM90 61V60H89ZM88 61V62H89ZM92 61H94L93 59H92ZM91 61V62H92ZM97 61V60H96ZM103 61V62H104ZM115 61H117V60H115ZM124 60H122V62H123ZM126 61V60H125ZM130 62L132 61V59L131 60H129ZM135 61V60H134ZM133 61V62H134ZM138 61V60H137ZM196 61V60H195ZM200 61V60H199ZM262 61V60H261ZM60 62V61H59ZM95 62V61H94ZM93 62V63H94ZM100 62V61H99ZM107 62V61H106ZM111 62H112V60H111ZM197 62V61H196ZM201 62H203L202 60H201ZM200 62V63H201ZM19 63V62H18ZM17 63V64H18ZM22 63V62H21ZM56 63V62H55ZM58 63V62H57ZM61 63H62V61H61ZM100 63H102V62H100ZM115 63V62H114ZM119 63V62H118ZM135 63H136V61H135ZM140 63V62H139ZM144 64L143 65H145V62H143ZM199 63V62H198ZM20 64V63H19ZM49 64V63H48ZM86 64V63H85ZM104 64H105V62H104ZM103 63H102V65L101 66H103L104 65ZM109 64H111L110 62H109ZM120 64H123V63H121L120 62ZM126 64V63H125ZM131 64H132V62H131ZM131 64H130V67L132 68V66H133V64H132V66H131ZM147 64V63H146ZM50 65V64H49ZM56 65V64H55ZM90 65H91V63H90ZM112 65V64H111ZM124 65V64H123ZM140 65V64H139ZM143 65H141V66H143ZM186 65V64H185ZM54 66V65H53ZM63 66V67H64ZM84 66V65H83ZM98 66H100L99 64H98ZM97 66V67H98ZM105 66V65H104ZM110 66V65H109ZM115 65L113 64V67H114ZM122 66V65H121ZM127 66V65H126ZM129 66V65H128ZM147 66H149L150 67V65H147ZM153 66V65H152ZM187 66V65H186ZM191 66V65H190ZM43 67V68H42ZM56 67V66H55ZM112 67V66H111ZM134 67V66H133ZM139 67V66H138ZM144 67V66H143ZM188 67V66H187ZM58 68H59V66H58ZM61 68V67H60ZM83 68H86V67H82V69ZM101 68V67H100ZM105 68H107V67H105ZM127 68V67H126ZM130 68V69H131ZM136 68V67H135ZM145 68V67H144ZM143 68V69H144ZM193 68V67H192ZM194 68H195V66H194ZM194 68H193V70H194ZM47 69H48V67H47ZM54 68H52V70H53ZM86 69H88V68H86ZM102 69V68H101ZM108 70H109V68H107ZM118 69V68H117ZM139 69H140V67H139ZM142 69V68H141ZM160 69V68H159ZM187 69V68H186ZM186 69H184L185 71H186ZM191 69V68H190ZM46 70V69H45ZM51 70V69H50ZM50 70H48V71H50ZM51 70V71H52ZM55 70V69H54ZM64 70H65V68H64ZM102 70H104V68L102 69ZM115 70H116V68H115ZM138 70V69H137ZM161 70V69H160ZM197 70V69H196ZM51 71H50V73L49 74H51ZM56 71V70H55ZM93 71V70H92ZM104 71H106V70H104ZM123 71V70H122ZM121 71V74L123 73ZM131 71H133L132 69H131ZM131 71H129V72H131ZM22 72V73H23ZM41 72H43V71H41ZM47 72V70L45 71V73ZM54 72V71H53ZM80 72V71H79ZM78 72V73H79ZM82 72V71H81ZM98 72H100L99 74H101L102 72L101 71H97V74H98ZM106 72H108V71H106ZM110 72V71H109ZM120 72V71H119ZM127 72H128V70H127ZM127 72H125V73H127ZM187 72V71H186ZM189 72V71H188ZM191 73H192V71H190ZM189 72V73H190ZM20 73H21V71H20ZM55 74H57L56 72H54ZM77 73V72H76ZM85 73V72H84ZM125 73L123 74V76L125 75ZM154 73V72H153ZM183 73V72H182ZM29 74V73H28ZM46 74H48V72L46 73ZM48 74V75H49ZM59 74V73H58ZM63 74V73H62ZM81 74H83V73H80V77L84 80L86 77H82L83 75H81ZM93 74V73H92ZM98 74V75H99ZM117 74V73H116ZM120 74V73H119ZM119 74L117 75L118 77H119ZM120 74V75H121ZM128 74V73H127ZM140 74V73H139ZM152 74V73H151ZM199 74V73H198ZM5 75V76H6ZM24 75H22V76H24ZM36 75V74H35ZM90 75V74H89ZM95 74H93V76H94ZM98 75H96V76H98ZM102 75V74H101ZM149 75V74H148ZM155 75H156V73H155ZM154 75V76H155ZM166 75V74H165ZM193 75V74H192ZM4 76V75H3ZM30 76V75H29ZM28 76V77H29ZM31 76H32V74H31ZM45 76V77H44ZM65 75L63 74V77H64ZM85 76V75H84ZM92 76V77H93ZM102 76H104V75H102ZM122 76V77H123ZM127 76H129V75H127ZM157 76V75H156ZM155 76V77H156ZM159 76V75H158ZM157 76V77H158ZM163 76H164V74H163ZM162 76V77H163ZM37 77V78H38ZM55 77V76H54ZM57 77V76H56ZM66 77H69V76H66ZM79 77V78H80ZM122 77H121V79H122ZM125 77H126V75H125ZM138 77V76H137ZM137 77L135 78L137 81H138V79H141V78H138L137 79ZM146 77V76H145ZM153 77V76H152ZM152 77H151V79L150 80H154V82L156 81L155 80V77L152 79ZM167 77V76H166ZM168 77H169V75H168ZM94 78H96V77H94ZM98 79H99V77H97ZM106 78V77H105ZM107 78H109V79H111V81H113V79L114 78H111V77H107ZM124 78V77H123ZM128 78V77H127ZM147 78V77H146ZM145 78V79H146ZM174 78V77H173ZM182 78V77H181ZM180 78V79H181ZM194 78V77H193ZM197 78V77H196ZM0 79V80H1ZM32 78L30 77V79H29V81L31 80ZM54 79V78H53ZM66 79H68V78H66ZM82 79H80V80H82ZM86 79H88V78H86ZM97 79V80H98ZM109 79H107L108 81H109ZM126 79V78H125ZM158 79V78H157ZM160 79V78H159ZM180 79H178L179 81H180ZM198 79V78H197ZM1 80V81H2ZM56 81H57V78L55 79ZM58 80H59V78H58ZM64 80V79H63ZM89 80V79H88ZM105 80V79H104ZM119 80V79H118ZM127 80V79H126ZM136 80H135V82H136ZM144 80V79H143ZM169 80H171L172 81V77H171V79H169ZM173 80H177V78L175 79H173ZM182 80V79H181ZM196 80V79H195ZM5 81V82H6ZM67 81V80H66ZM65 81V82H66ZM101 81H102V83H103V80L101 79ZM123 81H124V79H123ZM128 81V80H127ZM133 81V80H132ZM190 81H192V80H190ZM197 81V80H196ZM32 82V81H31ZM58 82V81H57ZM57 82H55L54 81V83H57ZM60 82V84H61V80L59 81ZM58 82V83H59ZM64 82V81H63ZM64 82V83H65ZM82 82H86L85 80L84 81H82ZM88 82H92L93 83V81H91V80H89ZM95 82H96V80H95ZM118 82H120V80L118 81ZM140 82V81H139ZM147 83H149L148 81H146ZM151 82H153V81H151ZM157 82V81H156ZM165 82V81H164ZM166 82H167V79H166ZM175 82H177V83H179L178 81H175ZM2 83V82H1ZM4 83V82H3ZM64 83H62V84H64ZM87 83V82H86ZM85 83V84H86ZM97 83V88H98V81L96 82ZM96 83H94L95 85H96ZM100 83V82H99ZM123 83V82H122ZM129 83V82H128ZM134 83V82H133ZM168 83V82H167ZM169 83H171V82H169ZM169 83H168V86H169ZM176 83V84H177ZM194 83H196V82H194ZM6 84V83H5ZM4 84V85H5ZM35 84H37L36 86H35ZM59 84V85H60ZM66 85L65 86H67V88L70 86L69 84L67 85V83H65ZM80 84H83V83H80ZM90 84V83H89ZM93 84V86L95 87V85ZM104 84V83H103ZM121 84V83H120ZM127 84V83H126ZM130 84H132V83H130ZM142 84V83H141ZM154 84V83H153ZM156 84V83H155ZM165 84V83H164ZM172 84V83H171ZM170 84V85H171ZM174 84V83H173ZM180 84V83H179ZM182 84V83H181ZM180 84V85H181ZM184 85L186 84V86H187V84H188V86H189V82H187V83H183ZM202 84V83H201ZM54 85H56V84H54ZM58 85V86H59ZM88 85V84H87ZM100 85V84H99ZM102 85V84H101ZM121 85H123V84H121ZM139 84H137V86H138ZM158 85V84H157ZM162 85V84H161ZM175 85V84H174ZM194 85V84H193ZM192 85V86H193ZM197 85V84H196ZM195 85V86H196ZM200 85V84H199ZM1 86V85H0ZM12 86V87H11ZM57 86V87H58ZM61 86V85H60ZM103 86V85H102ZM146 86V85H145ZM153 86V85H152ZM167 86V85H166ZM167 86V87H168ZM176 86V85H175ZM190 86H191V83H190ZM191 86V87H192ZM198 86V85H197ZM196 86V87H197ZM51 87H53V86H51ZM56 87V86H55ZM56 87V88H57ZM62 87H63V85H62ZM61 87V88H62ZM81 87V86H80ZM79 87V88H80ZM83 87V86H82ZM157 87V86H156ZM160 87V86H159ZM173 87V86H172ZM177 87V86H176ZM181 87H182V85H181ZM185 87V86H184ZM194 87V86H193ZM15 88H17V89H21V92H20V90H17V89H15ZM59 88V87H58ZM88 88H90L89 86H88ZM97 88H95V89H93V90H95L94 92H96V89ZM100 88V87H99ZM143 88H145V87H143ZM143 88H142V90H143ZM149 88H151V87H149ZM163 88H164V86H163ZM169 88H171V87H169ZM168 88V89H169ZM173 88H175V87H173ZM178 88H179V86H178ZM177 88V89H178ZM186 89H187V87H185ZM27 89H29V88H27ZM86 89V88H85ZM90 89H92V88H90ZM89 89V90H90ZM146 89V88H145ZM161 89V88H160ZM165 89V88H164ZM164 89H162V90H164ZM180 89L181 88H179V90H178V94H179V91H180ZM193 89V88H192ZM197 89H198V87H197ZM31 90H32V88H31ZM35 90V89H34ZM40 90H37V91H40ZM43 90L42 91H40L41 93L39 94V93H37V94H39V96L40 95H44V97H42L41 99H47V100H49L50 98V96H48L47 94H46V89L44 90L45 91V93L44 94H42V92H43ZM52 90V89H51ZM56 90H60V88L59 89H56ZM55 90V91H56ZM62 90V89H61ZM68 90H73V89H65V91H67V93H69V91ZM75 90H77L76 88H75ZM75 90L73 91V95H74V93H75ZM98 90V89H97ZM101 90V89H100ZM100 90H99V92H100ZM148 90V89H147ZM150 90V89H149ZM171 90V89H170ZM183 90V89H182ZM185 90V89H184ZM189 90V89H188ZM48 91H49V89H48ZM63 91H64V87H63ZM81 91H83V89H81ZM85 91H87V90H85ZM146 91V90H145ZM145 91H144V93H145ZM153 91V90H152ZM169 91V90H168ZM167 91V92H168ZM174 91V90H173ZM187 91V90H186ZM196 91V89H194V92ZM50 92V91H49ZM54 92V91H53ZM52 91H51V93H53ZM58 92V91H57ZM62 92V91H61ZM61 92H60V94H61ZM90 92H92L91 90H90ZM98 91H97V93H99ZM102 92V91H101ZM157 92V91H156ZM164 92V91H163ZM165 92H166V90H165ZM193 92V93H194ZM197 92V91H196ZM195 92V93H196ZM21 93V94H20ZM48 93V92H47ZM59 93V92H58ZM57 93V94H58ZM77 93V92H76ZM79 93V92H78ZM83 93V92H82ZM96 93V94H97ZM118 93V92H117ZM147 93V92H146ZM152 92H150L149 94H151ZM159 93V92H158ZM160 93H162V92H160ZM160 93H159V95H160ZM180 93H181V91H180ZM185 93V92H184ZM183 93V94H184ZM187 93H189V91L187 92ZM21 95V98L19 99V101H17V100H15V101H17V102H19V103H17L16 104V102L13 104L12 103V100H14V99H16V97L18 96V95ZM36 94V95H37ZM50 94V93H49ZM56 94V95H57ZM59 94V95H60ZM66 94V93H65ZM71 94H72V92H71ZM89 94V93H88ZM95 94V95H96ZM102 94V93H101ZM113 94H116V93H113ZM129 94H131V93H129ZM157 96H158V94L157 93H155ZM166 94V93H165ZM168 95L170 94V91H169V93H167ZM173 94V93H172ZM171 94V95H172ZM174 94H176V93H174ZM182 94V93H181ZM186 94V93H185ZM20 95H19V97H20ZM56 95H53V96H56ZM68 95V94H67ZM70 95V94H69ZM69 95H68V97H69ZM79 95L81 96V93H79ZM98 95V94H97ZM103 95V94H102ZM162 95V94H161ZM171 95H169L170 96V98L172 97ZM194 95V97H192V98H196V97H198V96H196L195 97V94H193ZM197 95H198V92H197ZM61 96H62V94H61ZM61 96H59L60 98H61ZM72 96V95H71ZM83 96H84V94H83ZM90 96H91V94H90ZM93 96V95H92ZM104 96H105V94H104ZM115 96V95H114ZM152 96H153V94H152ZM151 96V97H152ZM177 96V95H176ZM179 96V95H178ZM191 96H192V94H191ZM191 96H187V97H191ZM59 97H57V99L59 100ZM67 97V96H66ZM67 97V98H68ZM78 98H79V96H77ZM108 97V96H107ZM117 97V96H116ZM150 97V96H149ZM149 97H148V99H149ZM150 97V98H151ZM159 97V96H158ZM157 97V98H158ZM165 97V96H164ZM200 97V96H199ZM18 98V97H17ZM52 98H55V97H52ZM51 98V100L53 101L54 99H52ZM94 98V97H93ZM97 98V97H96ZM101 98V97H100ZM103 99H105L104 97H102ZM101 98V99H102ZM159 98H161V97H159ZM69 99V98H68ZM74 99H76V101H77V98H74ZM81 99V98H80ZM87 99V98H86ZM85 99V100H86ZM92 99V98H91ZM99 99V97L96 99V100H98ZM111 99V98H110ZM152 100H154L155 98H151ZM176 98H173V100H175ZM51 100H49V101H51ZM66 99H64V101H65ZM70 100V99H69ZM72 100H73V98H72ZM95 100V99H94ZM160 100V99H159ZM188 100V99H187ZM200 100V99H199ZM35 101H36V99H35ZM39 101L41 102V101H43V100H39V98L37 99V102L39 103ZM62 101V100H61ZM63 101V102H64ZM80 101V100H79ZM81 101H84L83 100V98H82V100ZM87 101V100H86ZM85 101V102H86ZM91 101V100H90ZM101 101V100H100ZM100 101H98V103L100 102ZM103 101H105V100H103ZM103 101H101V102H103ZM108 101V100H107ZM157 101H158V99H157ZM45 102V101H44ZM44 102H42V103H44ZM63 102H61L62 104H63ZM173 102V101H172ZM195 102H197V101H195ZM36 103V102H35ZM34 103V104H35ZM45 103H47V102H45ZM49 103V102H48ZM56 103V102H55ZM106 102H104V104H105ZM109 103H111V102H109ZM152 104H153V102H151ZM169 103V102H168ZM175 103V102H174ZM188 103H190L189 102V100H188ZM187 103V104H188ZM193 103V102H192ZM191 103V104H192ZM53 104V103H52ZM90 104V103H89ZM99 104H103V103H99ZM98 104V105H99ZM112 104V103H111ZM159 104V103H158ZM161 104V103H160ZM28 105H30V104H28ZM27 105V106H28ZM54 105V104H53ZM57 106H58V104H56ZM65 105H67V102L64 104V106ZM107 105V104H106ZM105 105V106H106ZM108 105H110V104H108ZM185 105V104H184ZM194 105H197V104H194ZM60 106V105H59ZM68 106V105H67ZM96 106V105H95ZM104 106V107H105ZM111 106H113V105H111ZM151 106V105H150ZM174 105L172 104V107H173ZM188 106V105H187ZM193 106V105H192ZM191 106V107H192ZM20 107H22V109L23 110H21V113L20 112H18L17 110L20 108ZM29 107H32V105L31 106H29ZM28 107V108H29ZM93 107V106H92ZM101 107V106H100ZM169 107V106H168ZM168 107H167V109H168ZM171 107V108H172ZM177 107V106H176ZM175 107V108H176ZM181 107H183V106H181ZM180 107V108H181ZM185 107V106H184ZM27 108V107H26ZM103 108V107H102ZM120 108V107H119ZM121 108H122V106H121ZM165 108V107H164ZM164 108H161V109H164ZM31 109V108H30ZM93 109H95V108H93ZM96 109H97V107H96ZM174 109V108H173ZM177 110H178V108H176ZM190 109V108H189ZM195 109V108H194ZM193 109V110H194ZM32 110V109H31ZM30 110V111H31ZM46 110H48V113L46 114ZM65 110V109H64ZM92 110V109H91ZM98 110V109H97ZM103 110V109H102ZM105 110V109H104ZM107 110H108V108H107ZM118 110V109H117ZM120 110V109H119ZM118 110V111H119ZM122 110V109H121ZM126 110H130V109H126ZM133 110V109H132ZM132 110H130V111H132ZM175 110V109H174ZM176 110V111H177ZM182 110V109H181ZM184 110V109H183ZM187 110H188V108H187ZM186 109H185V111H183V117L185 118H189V120L188 119H186V120H188V121H191L190 120V118H191V115H193V113H192V111H190V110H188V111H190V112H188ZM19 111H20V109H19ZM30 111H29V114H31L32 115V112L30 113ZM92 111H94V110H92ZM101 111V110H100ZM106 111V110H105ZM122 111H124V109L122 110ZM121 111V112H122ZM165 111V110H164ZM172 111V110H171ZM180 111V110H179ZM178 111V112H179ZM25 112H26V110H25ZM111 112V111H110ZM110 112H108L109 114H110ZM120 112V111H119ZM127 112V111H126ZM134 112H136V111H134ZM141 112V111H140ZM143 112V111H142ZM141 112V113H142ZM159 112H161V111H159ZM181 112V111H180ZM179 112V113H180ZM195 112V111H194ZM197 112V111H196ZM195 112V113H196ZM49 113V114H50ZM64 113V112H63ZM66 113H64V115L66 114ZM112 113V112H111ZM114 113H115V111H114ZM166 113V112H165ZM194 113V114H195ZM42 114L44 115V112H42ZM48 114V115H49ZM53 114V115H54ZM105 114V113H104ZM103 114V115H104ZM120 114V113H119ZM39 115H41V113L39 114ZM54 115V116H55ZM56 115V116H57ZM60 115V114H59ZM59 115H58V117H59ZM68 115V114H67ZM105 115H107V114H105ZM114 115V114H113ZM121 115V114H120ZM119 115V116H120ZM124 115V114H123ZM127 115V114H126ZM126 115H124V116H126ZM160 115H161V113H160ZM163 115H167V114H163ZM180 115H182V114H180ZM26 116H28L27 118H32V119H30L31 121L30 122H27L26 121ZM56 116H55V118H56ZM97 116V115H96ZM112 116V115H111ZM110 116V117H111ZM122 116V115H121ZM123 116V117H124ZM143 116V115H142ZM142 116H140V117H142ZM169 116V115H168ZM38 117V118H37ZM50 117V116H49ZM49 117H47L46 116V118L48 119ZM99 117H100V115H99ZM127 117V116H126ZM139 117V116H138ZM137 117V118H138ZM163 117V116H162ZM42 118H43V116H42ZM45 118V117H44ZM54 118V117H53ZM54 118V120H56V119H58V118H56L55 119ZM65 118V117H64ZM100 118H102V117H100ZM121 118V117H120ZM131 118V117H130ZM52 119V118H51ZM63 119V117L61 118V120ZM66 119V118H65ZM91 119V120H90ZM107 119H109L108 117H107ZM112 119H113V117H112ZM118 119V118H117ZM122 119V118H121ZM43 120V119H42ZM41 120V121H42ZM50 120V119H49ZM71 120H74L75 121V118L74 117H71ZM70 120V122H74V121H71ZM116 120V119H115ZM50 121H53V120H50ZM49 121V122H50ZM66 121V120H65ZM68 121H69V119H68ZM77 121V122H78ZM101 121V120H100ZM99 121V122H100ZM114 120H112V123H113V125H114V122H113ZM120 121V120H119ZM119 121H117V122H119ZM54 122H56V121H53V122H51V124L52 123H54ZM58 122H60V121H58ZM58 122H57V124H58ZM61 122H63V121H61ZM65 123V122H64ZM63 123V124H64ZM68 123V122H67ZM109 123H111V122H109ZM112 123H111V126H112ZM57 124H55V125H57ZM73 124V123H72ZM95 124V123H94ZM189 124V123H188ZM75 125V124H74ZM109 126H110V124H109ZM57 127V128H56ZM62 127V126H61ZM76 127H78V126H76ZM90 127H92V126H90ZM96 127V126H95ZM116 127H117V125H116ZM110 128V127H109ZM166 128H169V127H166ZM166 128L164 129V130H166ZM203 128V127H202ZM77 129V128H76ZM95 129V128H94ZM94 129H92L93 130V132H95V130ZM117 129V128H116ZM119 129V128H118ZM171 129V128H170ZM68 130V131H67ZM97 130H99V129H96V132H97ZM120 130V129H119ZM202 130V129H201ZM69 131H71V132H69ZM159 131V130H158ZM162 131V130H161ZM169 131V130H168ZM171 131V130H170ZM170 131H169V133H170ZM92 132V133H93ZM95 132V135L97 134ZM100 132V131H99ZM160 132V131H159ZM165 131H163V133H164ZM91 133V134H92ZM161 133V132H160ZM165 133H167V132H165ZM102 134H104L103 132H102ZM157 134V133H156ZM159 134V133H158ZM157 134V135H158ZM93 135V134H92ZM98 135V134H97ZM160 135V134H159ZM103 136V135H102ZM98 137H100V133H99V135H98ZM88 138V139H87ZM103 138V137H102ZM264 138V137H263ZM97 139V138H96ZM99 139H101V137L99 138ZM98 139V140H99ZM98 140H93V143H94V141H98ZM26 141H28V143H30L31 144V146L32 147H34L35 149L34 150H32L31 148V146L30 147H28V145L26 144ZM105 141V140H104ZM108 141V140H107ZM118 141V140H117ZM262 141V140H261ZM98 142H100V141H98ZM58 143V144H57ZM92 143V142H91ZM103 143V142H102ZM116 143V142H115ZM202 143V142H201ZM54 144V145H53ZM96 144H98V143H96ZM204 144V143H203ZM26 145H27V147H26ZM44 145V149L43 150H41L42 152H39V150H37L38 149V147L40 148V146H43ZM113 146H114V143L112 144ZM208 145V144H207ZM92 146H95V144L93 145L92 144ZM100 146V145H99ZM118 146V145H117ZM201 146V145H200ZM96 147V146H95ZM106 148H108L107 146H105ZM202 148H203V145L201 146ZM200 147V148H201ZM85 148V149H86ZM110 148V147H109ZM108 148V149H109ZM91 149V148H90ZM89 149V150H90ZM114 149H118V148H116V145H115V148ZM102 150L103 149H101V153H102ZM202 150V149H201ZM87 151V150H86ZM85 151V152H86ZM91 151V150H90ZM89 151V152H90ZM93 151V150H92ZM91 151V152H92ZM94 151H95V149H94ZM106 151V150H105ZM119 151V150H118ZM97 152V151H96ZM95 152V153H96ZM108 152H110V151H108ZM197 152H199L200 153V151H197ZM105 153V152H104ZM164 153V152H163ZM166 153V152H165ZM203 153V152H202ZM119 154V153H118ZM38 155H39V157H38ZM200 155V154H199ZM93 156H95L94 154H93ZM111 156V155H110ZM34 157H36V159L34 158ZM101 157H103V156H101ZM100 157V158H101ZM104 157H105V155H104ZM115 157V156H114ZM118 156H116V158H117ZM99 158V157H98ZM108 158V157H107ZM112 159H113V157H111ZM32 159H35L36 160V162H35V160L34 161H32ZM104 159V158H103ZM102 159V160H103ZM94 160V159H93ZM106 160V159H105ZM104 160V161H105ZM31 161L32 162H35L34 164H31ZM98 161V160H97ZM108 161H109V159H108ZM108 161H107V163H108ZM110 161L112 162L113 160H111L110 159ZM75 164H78V166H76ZM108 164H110V163H108ZM107 166H109V165H107ZM100 169V168H99ZM105 169V168H104ZM101 170L103 171V167L101 168ZM99 171V170H98ZM100 173V172H99ZM102 173V172H101ZM108 174V173H107ZM97 176H99V175H97ZM45 178H50V179H48V180H50V183L49 184H47V185H45V183H48V180L46 181V179ZM103 178V177H102ZM45 179V180H44ZM94 179H95V177H94ZM97 179V178H96ZM91 180V179H90ZM98 180V179H97ZM96 180V181H97ZM88 181V180H87ZM104 180H102V182H103ZM73 182H76V185L75 184H72ZM89 182V181H88ZM94 182V181H93ZM91 183V185L92 184H94V183ZM98 183H99V181H98ZM97 183V184H98ZM183 182L181 181V184H182ZM83 184V185H82ZM96 184V185H97ZM172 184V183H171ZM174 184V183H173ZM176 184V183H175ZM177 185V184H176ZM176 185H175V187H176ZM180 185V184H179ZM94 186V185H93ZM97 186H99V185H97ZM104 186V185H103ZM182 185H180L179 186V188L181 187ZM261 186V185H260ZM263 186V185H262ZM261 186V187H262ZM94 187H96V186H94ZM100 187V186H99ZM98 187V188H99ZM183 187V186H182ZM250 187H252V186H250ZM250 187H248L249 188V191H251L250 190ZM101 189H102V185H101V187H100ZM105 188V187H104ZM103 188V189H104ZM174 188V187H173ZM178 188V187H177ZM178 188V189H179ZM252 188H254V187H252ZM263 188V187H262ZM96 189H97V187H96ZM183 190V189H182ZM188 190V189H187ZM187 190H183V192H185V191H187ZM99 191V190H98ZM171 192H168L169 193V195L167 194V195H165L164 193H162L161 191H158V190H156V189H150L147 193H145V195H143V197L142 198H140V200H141V202L142 203H140V204H144V205H147V206H157V209H156V211L155 212H157V214H154L155 215V217H160L163 213H165V212H167V213H173L174 215H175V213H177V210H178V207H179V205H181V204H179V203H177L176 201H175V199L177 198H173L172 197V195L174 196L175 195V191L176 190H170ZM86 192H90L89 194H87ZM97 191L95 190V193H96ZM102 192H104V190L102 191ZM106 193H107V190L105 191ZM105 192L103 193V195L105 194ZM111 192V191H110ZM177 192H180V190L179 191H177ZM188 192V191H187ZM114 193H115V191H114ZM171 193V194H170ZM93 194V195H92ZM97 194V193H96ZM95 194V195H96ZM99 195V200H102V199H104V198H108L109 199V197H108V193H107V196L105 197V195L103 196L102 194H100V192L98 193ZM179 194V193H178ZM185 194H186V192H185ZM184 193L182 194V195H185ZM48 195V197H46ZM102 195V196H101ZM234 194L233 193H231V194H227L226 195V204H227V202H228V204H229V206H232L231 205V203L233 202V199H234V196H233ZM50 196V197H49ZM97 196V197H98ZM180 196V195H179ZM188 196H190V195H188ZM244 196V195H243ZM242 196V197H243ZM192 197V196H191ZM245 197V196H244ZM247 197V196H246ZM94 198V197H93ZM92 198V199H93ZM182 198V197H181ZM180 198V199H181ZM240 198V197H239ZM239 198H237V199H239ZM248 198V197H247ZM257 198V197H256ZM241 199V198H240ZM249 199V198H248ZM91 200V199H90ZM98 200V201H99ZM105 200V199H104ZM179 200V199H178ZM182 200V199H181ZM253 199H251V201H252ZM75 201H78L79 203H82L83 204V206H81V208L80 207H78V204L77 205H74V204H76V202ZM98 201H96L97 203H98ZM237 201V200H236ZM241 201H242V199H241ZM248 201H250V199L248 200ZM73 202H75L74 204H72ZM89 202V201H88ZM107 202H109L108 200H107ZM139 202V201H138ZM96 203V204H97ZM188 203V202H187ZM253 203V202H252ZM252 203H250V204H252ZM72 204V205H71ZM90 204V203H89ZM93 204V203H92ZM239 203H237V205H238ZM257 204V203H256ZM67 205V206H66ZM233 205H235V204H233ZM89 206H92V207H90L89 208ZM110 206V205H109ZM239 206H240V204H239ZM238 206V207H239ZM247 206V205H246ZM255 206V205H254ZM68 207V208H67ZM77 207V208H76ZM82 207H87V209H83ZM241 207V206H240ZM79 208V209H78ZM218 208V207H217ZM228 208V207H227ZM233 208V207H232ZM235 208H236V206H235ZM243 208V207H242ZM244 208H245V206H244ZM247 208H252V207H247ZM246 208V210L244 209L243 211H247V210H249V209H247ZM111 209V208H110ZM109 209V210H110ZM151 209H153V208H151ZM234 209V208H233ZM108 210V209H107ZM112 210V209H111ZM154 210H155V208H154ZM219 210V209H218ZM256 210V209H255ZM255 210H253V214L255 213ZM104 211H106V210H104ZM104 211H102V212H104ZM185 211V210H184ZM239 211V210H238ZM259 211V210H258ZM102 212H101V214H102ZM109 212V211H108ZM107 212V213H108ZM112 212H114V211H111V213ZM180 212V211H179ZM185 212H188L187 214H189V211H185ZM197 212V211H196ZM248 212V211H247ZM246 212V213H247ZM260 212V211H259ZM110 213V214H111ZM121 213V212H120ZM124 213H125V211H124ZM198 213V212H197ZM233 213V212H232ZM240 213H241V211H240ZM95 214V215H96ZM109 214V213H108ZM109 214V216H111ZM126 214V213H125ZM124 214V215H125ZM237 214V213H236ZM235 214V215H236ZM245 214V213H244ZM256 214H261V212L260 213H256ZM63 215V216H64ZM66 215L69 217H66ZM90 215V214H89ZM105 215H107V214H105ZM105 215H103V216H105ZM114 215V214H113ZM117 215H120L119 214V212H118V214ZM179 215V214H178ZM177 215V216H178ZM241 215V214H240ZM248 215V214H247ZM255 215V214H254ZM262 215V214H261ZM62 216V217H63ZM97 217H98V215H96ZM95 216V217H96ZM102 216V217H103ZM108 216V215H107ZM121 216V215H120ZM125 216H127V215H125ZM239 216V215H238ZM237 215L236 216H231L230 217V215L228 216V217H230V220L232 221V222H235V224L236 223H239L241 226H242V224H241V222H242V219H244L243 217H242V219L240 218V217H238ZM251 216V215H250ZM256 216V215H255ZM92 217V216H91ZM90 217V218H91ZM102 217H101V219L100 220H102ZM117 217V216H116ZM116 217H113V218H115V219H117ZM119 217V216H118ZM145 218H147V216H144ZM181 217L182 216H180V219L179 218H177V217H175L174 218V220L170 217V220L172 219V221H170V220H168L167 219V221L166 222H171V226H169V227H173L175 230H181V231H179L178 233H180V236L181 235H185V236H188V234H193V233H191V230H189L190 229V227H191V220H189V219H187V218H182L181 219ZM188 217H190L189 215H188ZM262 217V216H261ZM54 218V217H53ZM53 218H52V220H53ZM74 218V217H73ZM107 218V217H106ZM111 219H110V221L112 220V217H110ZM122 219L124 218L123 216L121 217ZM49 219V218H48ZM54 219H56V218H54ZM74 219H76V224H77V220H78V218H74ZM87 219V218H86ZM94 219V218H93ZM115 219H114V221H115ZM131 219V218H130ZM155 219H157V218H155ZM154 219V221H156L157 223H158V219L157 220H155ZM59 220H61L62 221V219L61 218H59ZM67 220V221H68ZM72 218H71V223H72ZM81 220V219H80ZM89 220V219H88ZM91 220H92V218H91ZM97 220V219H96ZM104 220V219H103ZM102 220V221H103ZM107 220V219H106ZM120 220V219H119ZM125 220V219H124ZM129 220V219H128ZM149 220V219H148ZM248 220H249V218H248ZM262 220V219H261ZM54 221V220H53ZM52 221V222H53ZM83 221V220H82ZM81 221V222H82ZM93 222H94V220H92ZM105 221V220H104ZM118 221V220H117ZM135 221V220H134ZM145 221V220H144ZM150 221V220H149ZM148 221V222H149ZM219 221V220H218ZM243 221H245V220H243ZM263 221H264V218H263ZM18 223L19 224V227L18 228H16V227H14V229L12 228V223ZM51 222V221H50ZM56 222H58V221H56ZM79 222V221H78ZM92 222V224H94ZM96 222V221H95ZM99 222V221H98ZM121 222H123V220L121 221ZM120 222V223H121ZM127 222V221H126ZM142 222V221H141ZM140 222V223H141ZM147 222V223H148ZM160 222V221H159ZM247 222H249V223H251L250 221H246V223ZM15 223V224H16ZM47 223V222H46ZM62 223H64V222H62ZM67 223V222H66ZM88 223V222H87ZM99 223H101V222H99ZM108 223V222H107ZM106 223V224H107ZM116 223H119V222H116ZM128 223H129V221H128ZM139 223V224H140ZM164 223V222H163ZM243 223V222H242ZM245 223V222H244ZM53 224V223H52ZM69 224V223H68ZM75 224V223H74ZM73 224V225H74ZM75 224V227L77 226ZM92 224L90 223L89 225H91L92 226ZM97 224V223H96ZM102 224V223H101ZM104 224V223H103ZM102 224V225H103ZM112 224H114V223H112ZM134 224V223H133ZM132 223H131V225H133ZM142 224V223H141ZM151 224V223H150ZM155 224V223H154ZM153 224V225H154ZM166 224V223H165ZM169 224V223H168ZM167 224V225H168ZM213 224V223H212ZM215 224H216V222H215ZM234 224V225H235ZM57 225H60V223L58 224L57 223ZM62 225V224H61ZM72 225V226H73ZM100 225V224H99ZM101 225V226H102ZM105 225V224H104ZM109 225V224H108ZM147 225H149V224H147ZM160 225V224H159ZM238 225V224H237ZM252 225V224H251ZM17 226V225H16ZM67 226V225H66ZM81 226V225H80ZM83 226V225H82ZM85 226V225H84ZM90 226V227H91ZM120 226V225H119ZM137 226H139V225H137ZM155 226V225H154ZM243 226H245V225H243ZM243 226H242V228H243ZM250 226V225H249ZM52 227H53V225H52ZM56 227V226H55ZM54 227V228H55ZM58 227V229H56V231L58 230V232H59V229H60V226H57ZM62 228H64L63 226H61ZM87 227V226H86ZM96 228L95 229H97V227H99V226H95ZM103 227V226H102ZM114 227V226H113ZM127 227H128V225H127ZM133 227V226H132ZM131 227V228H132ZM136 227V226H135ZM140 227H142V226H140ZM146 227V226H145ZM157 227V226H156ZM164 227H166V226H164ZM163 227V228H164ZM252 227H253V225H252ZM33 228V229H32ZM68 228H70V227H68ZM78 228V227H77ZM87 228H89V227H87ZM124 228H126V225H125V227ZM129 228V227H128ZM154 228V227H153ZM167 228H168V226H167ZM233 229V225H231V226H228V227H226L225 228V230L226 229ZM236 228V227H235ZM240 228V227H239ZM239 228L237 229L236 228V230L238 231L239 230ZM249 228V227H248ZM72 229H74V228H72ZM81 229H83V228H81ZM104 229V228H103ZM120 229V228H119ZM165 229V228H164ZM163 229V230H164ZM47 230V229H46ZM49 230H53V228L52 229H49ZM61 230V229H60ZM63 230H65V229H63ZM75 230H77V229H75ZM86 230V229H85ZM84 230V231H85ZM88 230V229H87ZM92 231H95L94 229H91ZM99 230V229H98ZM106 229H104V231H105ZM146 230V229H145ZM150 230V229H149ZM227 230V231H228ZM251 230V229H250ZM253 230H255V229H253ZM28 231V232H29ZM62 231V230H61ZM69 231V230H68ZM83 231V232H84ZM89 231H90V229H89ZM88 231V232H89ZM104 231H102V232H104ZM227 231H226V233H227ZM244 231H248L247 229L245 230L244 229ZM258 231H260V230H258ZM257 231V232H258ZM27 232V233H28ZM48 232V231H47ZM66 232V230L63 232V234ZM71 232H72V230H71ZM74 232H76V231H74ZM87 232V231H86ZM85 232V233H86ZM87 232V234H89ZM101 232V231H100ZM205 232V231H204ZM204 232H202V233H200V235L201 234H203ZM218 232V231H217ZM228 232H230V231H228ZM250 232V231H249ZM5 233H6V231H5ZM53 233V232H52ZM80 233V232H79ZM94 233V232H93ZM212 233V232H211ZM223 233H225V232H223ZM225 233V234H226ZM233 232H231V234H232ZM251 233H253V232H251ZM29 234H30V232H29ZM55 234H56V232H55ZM59 234V233H58ZM57 234V235H58ZM62 234V235H63ZM68 234H69V232L68 233H66V235L68 236ZM102 234V233H101ZM175 234H177V233H175ZM213 234V233H212ZM214 234H216V233H214ZM218 234H219V232H218ZM225 234H223V235H225ZM229 234V233H228ZM228 234H226L225 236L227 237V235ZM234 234V233H233ZM238 234V233H237ZM242 234V233H241ZM240 234V235H241ZM246 233H244V235H245ZM261 234H262V232H261ZM1 235H2V237H1ZM24 235V234H23ZM53 235V234H52ZM56 235V236H57ZM71 235H73L74 236V233L73 234H71ZM77 235H78V233H77ZM86 235V234H85ZM98 235V234H97ZM179 235V234H178ZM211 235V234H210ZM209 235V233H208V236L211 238V236ZM220 235V234H219ZM235 235V234H234ZM250 235V234H249ZM260 235V234H259ZM6 236V235H5ZM21 237H23L22 235H20ZM30 236V235H29ZM28 236V237H29ZM102 236V235H101ZM104 236H105V234H104ZM184 236V237H185ZM192 236V235H191ZM191 236L189 237V239L191 238ZM207 236V235H206ZM218 236V235H217ZM220 236H222V234L220 235ZM232 236V235H231ZM236 236V235H235ZM246 236V235H245ZM251 236H252V234H251ZM254 236V235H253ZM53 237V236H52ZM58 237H59V235H58ZM81 238L83 237L82 235L80 236ZM87 237V236H86ZM92 237V236H91ZM90 237V238H91ZM93 237H94V235H93ZM96 237V236H95ZM175 237V236H174ZM173 237V238H174ZM202 237V236H201ZM204 237V236H203ZM216 237V236H215ZM214 237V239H216ZM228 237H230V236H228ZM236 237H238V236H236ZM241 237V236H240ZM247 237V236H246ZM258 237H260V236H258ZM5 238V237H4ZM31 239H32V237H30ZM61 238V237H60ZM69 240L71 239V237H67ZM88 239H85V240H89V237H87ZM167 238V237H166ZM186 238V237H185ZM184 238V239H185ZM197 239H198V237H196ZM206 238V237H205ZM221 238H223V237H221ZM221 238H220V240H221ZM233 238V237H232ZM255 238H257V237H255ZM6 239V238H5ZM14 239H16V238H13V240ZM27 239V238H26ZM62 239V238H61ZM77 239H79V238H77ZM84 239V238H83ZM82 239V240H83ZM96 238H94V240H95ZM100 239H101V237H100ZM102 239L103 240H105L106 241V238L104 239V237H102ZM182 239H183V237H182ZM240 239H242V238H240ZM245 239V238H244ZM248 239V238H247ZM10 240V239H9ZM19 240V239H18ZM30 239H28L27 241H29ZM33 240V239H32ZM31 240V241H32ZM64 240V239H63ZM80 240V239H79ZM81 240V241H82ZM91 240H93V239H91ZM98 240H99V238H98ZM172 240V239H171ZM177 240V239H176ZM185 240H188V239H185ZM234 240V239H233ZM236 240V239H235ZM259 240V239H258ZM262 240V239H261ZM11 241V240H10ZM15 241V240H14ZM26 241V242H27ZM31 241H29V242H27L28 243V245H30V242ZM37 241H36V243H37ZM57 241V240H56ZM76 241V240H75ZM160 241V240H159ZM175 241V240H174ZM183 241V240H182ZM218 241H219V239H218ZM226 241V240H225ZM224 241V242H225ZM238 241V240H237ZM236 241V242H237ZM9 242V241H8ZM7 242V243H8ZM16 242H17V239H16ZM16 242H15V244H16ZM18 242H20V243H22L21 241H18ZM25 242V243H26ZM34 242V241H33ZM98 242V241H97ZM104 242V241H103ZM108 242V241H107ZM161 242H163V241H161ZM177 242V241H176ZM209 242V241H208ZM212 242H213V239H212ZM212 242H210V243H212ZM223 242V243H224ZM228 242H229V245L228 244H226V245H228V246H226L225 245V247H226V253L227 254H232V256L234 255V254H238V253H236L235 251H234V248H235V246L237 245V243H235V241H234V243H231L230 241H229V238H228ZM241 242H242V240H241ZM241 242H238V243H241ZM2 243V244H3ZM12 243V242H11ZM44 243V242H43ZM43 243H42V245H43ZM48 243H49V240H48ZM52 243V242H51ZM50 243V244H51ZM57 243V242H56ZM59 243V242H58ZM57 243V244H58ZM62 243V242H61ZM72 243V242H71ZM70 243V244H71ZM76 243H78V242H76ZM75 243V244H76ZM80 243V242H79ZM81 243H83V242H81ZM91 243H93V242H91ZM90 243V244H91ZM99 243H101V241L99 242ZM105 243V242H104ZM158 244L160 243V242H157ZM179 243V242H178ZM189 242H187V244H188ZM209 243V244H210ZM225 243H227V242H225ZM244 243V242H243ZM6 244V243H5ZM13 244H14V242H13ZM18 244V243H17ZM16 244V245H17ZM45 244V243H44ZM64 244V243H63ZM108 244V243H107ZM184 244H185V242H184ZM236 244V245H235ZM257 244V243H256ZM8 245V244H7ZM7 245H6V247H7ZM16 245H15V247H16ZM19 245V244H18ZM22 245V244H21ZM33 245H35V244H33ZM37 245V244H36ZM52 245V244H51ZM61 245V244H60ZM65 245V244H64ZM63 245V246H64ZM77 245V244H76ZM83 245V244H82ZM81 245V246H82ZM87 245V244H86ZM86 245H83V246H86ZM96 245V244H95ZM100 245V244H99ZM211 245V244H210ZM209 245V246H210ZM213 245V244H212ZM241 245V244H240ZM255 245V244H254ZM261 245V244H260ZM2 246H4V244L2 245ZM10 246H13V245H10ZM23 246V245H22ZM21 246V247H22ZM38 246V245H37ZM41 246V245H40ZM46 246H48V244H46ZM57 246H59V245H57ZM56 246V247H57ZM80 246V245H79ZM78 246V247H79ZM80 246V247H81ZM91 246H94V245H90V247ZM184 246V245H183ZM208 246V247H209ZM223 246V245H222ZM1 247V246H0ZM14 246H13V248H15ZM26 247V246H25ZM31 247V246H30ZM39 247V246H38ZM62 247V246H61ZM64 247H66V246H64ZM63 247V248H64ZM69 247H70V245H69ZM77 247V246H76ZM96 247V246H95ZM99 247V246H98ZM103 247H105V246H103ZM213 247V246H212ZM216 247H218V246H216ZM4 248V247H3ZM24 248V247H23ZM35 248V247H34ZM37 248V247H36ZM43 248H46L44 245H43ZM47 248H49V247H47ZM51 248V247H50ZM62 248V249H63ZM67 248V247H66ZM86 248V247H85ZM106 248V247H105ZM184 248V247H183ZM187 248V247H186ZM210 248V247H209ZM239 248V247H238ZM5 249V248H4ZM8 249H10V248H8ZM21 249V248H20ZM19 249V250H20ZM33 249V248H32ZM37 249H39V248H37ZM56 249V248H55ZM96 249H98L99 250V248H96ZM103 249V248H102ZM220 249H221V247H220ZM223 249H224V246H223ZM236 249V248H235ZM2 250V249H1ZM11 250V249H10ZM14 250V249H13ZM15 250H17V249H15ZM36 250V249H35ZM43 250V249H42ZM79 250V249H78ZM97 250V251H98ZM213 250V248L211 249V251ZM222 250V249H221ZM225 250V249H224ZM223 250V251H224ZM25 251V250H24ZM23 251V252H24ZM44 251L46 252V250L44 249ZM49 251V250H48ZM55 251V250H54ZM96 251V250H95ZM100 251V250H99ZM208 251V250H207ZM223 251H221L222 253H223ZM7 252H8V250H7ZM18 252V251H17ZM20 252V251H19ZM16 253V254H18V255H20V253ZM30 252H31V249H30ZM33 252H34V250H33ZM36 252H37V250H36ZM43 253V254H46L47 256H48V254L47 253ZM51 252V251H50ZM210 252V251H209ZM208 252V253H209ZM215 253L217 252L216 250L214 251ZM220 252V253H221ZM13 253H14V251H13ZM25 253V252H24ZM57 253V252H56ZM67 252L65 251V254H66ZM211 253V252H210ZM214 253V254H215ZM219 253V252H218ZM217 253V254H218ZM249 253V252H248ZM3 254V253H2ZM9 254V253H8ZM7 254V256H10V255H12L13 256V254H10V255H8ZM15 254V253H14ZM23 254V253H22ZM40 254V253H39ZM251 254H252V252H251ZM18 255H17V257H18ZM24 255H26V253L24 254ZM209 255H211V254H208V256ZM242 255V254H241ZM244 255V254H243ZM41 256V255H40ZM57 256V255H56ZM62 256H64L63 254H62ZM69 256V253H68V255H67V257ZM212 256V255H211ZM214 256V255H213ZM230 256V255H229ZM236 256V255H235ZM246 256V255H245ZM249 256V255H248ZM26 257V256H25ZM25 257H23V258H25ZM36 257H39V256H36ZM49 257V256H48ZM52 257H53V255H52ZM226 257V256H225ZM231 257V256H230ZM229 257V258H230ZM237 257V256H236ZM243 257V256H242ZM7 258V257H6ZM15 258V257H14ZM18 258H21V256H19ZM22 258V259H23ZM57 258V257H56ZM55 258V259H56ZM58 258H60V257H58ZM63 258V257H62ZM70 258V257H69ZM77 258V257H76ZM78 258H82V257H78ZM216 258V257H215ZM223 258V257H222ZM234 258V257H233ZM13 259V258H12ZM11 259V260H12ZM16 260H18L17 258H15ZM72 259V258H71ZM97 259V258H96ZM238 259V258H237ZM243 259V258H242ZM8 260H10V259H8ZM7 260V261H8ZM10 260V261H11ZM20 260V259H19ZM57 260V259H56ZM64 260H67V259H64ZM63 260V261H64ZM95 260V259H94ZM209 260H210V258H209ZM208 260V261H209ZM216 260V259H215ZM222 260H224V259H222ZM245 260H247V259H245ZM10 261H8V263L10 262ZM71 261V260H70ZM73 261H75V259H73ZM73 261H71V262H73ZM103 261V260H102ZM224 261H226V260H224ZM223 261V262H224ZM233 261V260H232ZM21 262V261H20ZM20 262H19V264H20ZM56 261L54 260V264H56L55 263ZM58 262H59V260H58ZM93 262V261H92ZM105 262V261H104ZM108 262V261H107ZM217 262H218V260H217ZM216 261H215V264L217 263ZM219 262H221V261H219ZM230 262H231V260H230ZM22 263H23V261H22ZM64 263V262H63ZM69 263V262H68ZM100 263V262H99ZM212 263V262H211ZM51 264H53V263H51ZM62 264V263H61ZM96 264V263H95ZM101 264V263H100ZM105 264H106V262H105ZM118 264V263H117ZM120 264V263H119ZM185 264V263H184ZM210 264V263H209ZM213 264V263H212ZM228 264H229V260H228Z\"/></svg>",
	"mask_w": 264,
	"mask_h": 264
}]
</instances>
